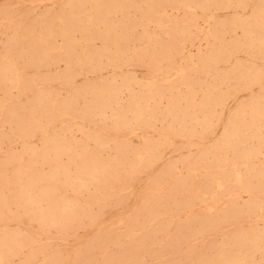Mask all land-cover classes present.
I'll list each match as a JSON object with an SVG mask.
<instances>
[{
  "label": "rangeland",
  "instance_id": "1",
  "mask_svg": "<svg viewBox=\"0 0 264 264\" xmlns=\"http://www.w3.org/2000/svg\"><path fill=\"white\" fill-rule=\"evenodd\" d=\"M92 1H94V3L95 2L96 3L92 4ZM100 1H102V2H100ZM107 1L109 2V4H108ZM122 1L123 0H119V1L106 0V2L104 0H91V1L90 0L89 1L88 0H81V1L76 0V2L74 1L75 2L74 3L73 0L72 1L71 0H44V1L43 0H0V22H1L0 23V55H1V57H0V60H1V62H0L1 63L0 70L2 69V71H0V76L2 78V79L0 78V102H1L0 108L1 107H3V108H5V107L6 108H11L12 105H13V111L14 110L17 111V114H19L18 115L19 118L22 119L21 120L22 124L24 123V126L22 125L23 128L16 129L14 121L9 120L8 118H7V121H6V118L4 116H2L5 113V109H3L4 111L3 110L0 111V123H2V124L4 123L3 125L0 124V130L3 131V133H4L3 134L0 131V138H1L0 139V159H1V161H0V170H1V172L0 173L2 174V176L4 178V180L2 182L0 181V192H1L0 193V206H1L0 207V210H1L0 214L2 215V216L0 215L1 216L0 217V231L3 232V233L0 232V236H1V240H0V246H1L0 247V264H8V263L9 264H66V263L67 264H70V263L74 264L76 259L79 262L78 263L76 261V263H78V264H96V263L97 264H157L158 262H159L158 264H164V263L165 264H191V263L192 264H204V263L205 264H227V263L228 264H252V263L253 264H264V260H263L264 259V247H263L264 246L263 245L264 244V226H263L264 225V186L262 184V183H264V180H263L264 179V175H263L264 174V145H263L264 144V138H263V136H264V134H263L264 133V128L261 127L260 125H257V127L255 125H253L256 128L251 126L250 125V121H251L250 118L251 117L249 118L250 112H251L250 104H252L253 102L254 103L257 102L256 98H258V103H260L259 105L264 104L263 103L264 102V99H263L264 98V90H263L264 89V86H263L264 85V59H263L264 58L263 57V55H264V42H263L264 39H262V38H264V30L262 28V26H264V0H260L259 4H258L259 0H253V1L252 0H245V1L240 0L241 1L240 3L238 2L239 0H230V1L229 0H223V1L222 0H208L206 2H203V0H201V2L199 0H193V2H192V0H187L188 2H190L193 5L191 8H187V7L183 6L182 5V1L183 0H174L175 2L171 1L170 4H169L170 0H168V2H167V0H161L160 5L159 4H158L159 6L156 5L157 7L154 6V3H153L156 0H153V2H151L152 0H149L148 2L146 0H135V1L134 0H129V2L132 1V4L130 3L131 5H133L132 7H131V5H129L128 0H124V3ZM162 1H163L164 5H163ZM210 1H212V4H211ZM214 1H215L216 4L218 2H220L221 4L220 5L217 4V7H215L216 4L214 3V5H213ZM119 2L122 4V5L120 4L121 5L120 7H119ZM135 2H136V4H135ZM199 2L200 3L203 2V5L205 6L206 10L203 9V5L202 4L200 5ZM223 2H224V4H223ZM78 3H79V5L77 6ZM80 3H81V5H80ZM176 3H177V5H176ZM225 3H226V5H225ZM244 3H245V6H244ZM63 4H65L66 6L69 5L68 8H66V6L64 7ZM134 4H135V6H134ZM179 4H181V5H179ZM84 5H86V7ZM98 5H99V7H98ZM206 5H207L208 8L206 7ZM208 5H210V6H208ZM82 6L85 7V8L83 9ZM170 6H172V7H170ZM235 6H237V7L235 8ZM251 6H252V8H251ZM112 7H114V8H112ZM145 7L146 8L150 7V8L146 9ZM155 7L158 10H156ZM244 7H246V8L244 9ZM61 8H63V9H61ZM78 8L79 9L82 8V10H78ZM93 8L95 10V13H97V11H100L101 15H100V12H99V14H93L94 13ZM142 8H143L144 12H142ZM153 8L155 9V11H154ZM253 8H254V11H253ZM65 9H67V10L70 9V10H72V12H70V10L67 11ZM105 9H106V11H105L106 13L104 11L102 13V10H105ZM137 9H138V11H137ZM145 9L148 12L145 11ZM188 9H189V11L190 10H192V11L188 13ZM207 9H209L210 11L209 10L207 11ZM242 9H244V10H242ZM74 10H77V12L74 11ZM111 10H112V12H111ZM149 10H150V12H149ZM171 10H172V15H170L171 14ZM193 10H194L195 14L192 13ZM260 10L262 11V13H261ZM59 11H60V13H59ZM78 11H80V12H78ZM82 11H84L85 13L83 14ZM119 11H121V12H119ZM125 11L128 14H126V13L124 15L121 14L122 12H125ZM90 12H91V14H90ZM133 12H134V14H133ZM145 12H147V13L145 14ZM253 12H254V17H253ZM69 13L70 14L72 13V20L74 19V22L71 21V15H69ZM191 13L194 14L193 17L191 16ZM62 14H64V15H62ZM65 14H68L69 18ZM92 14H93V17H92ZM102 14L104 16L105 15L107 16L108 14L109 15L107 17H104ZM201 14H202V16H201ZM76 15H77V17H76ZM87 15H88V17H87ZM98 15H100V16H98ZM119 15H121V16H119ZM127 15L130 16V18L127 19V17H126ZM183 15H185V16H183ZM96 16H97V18H96ZM164 16L167 17V21H166V17H164ZM207 16H208V19H207ZM255 16L257 17L256 21H255V18H256ZM258 16L261 18V20H260V18ZM40 17H41V19H40ZM74 17L79 19L78 23H76L77 21H76V18H74ZM141 17H143V18H141ZM181 17L183 19H181ZM184 17L187 19V21L184 20ZM215 17H217V19ZM238 17H240V18H238ZM244 17H246V18H244ZM55 18H56V20H55ZM81 18H84V20L81 19ZM114 18H117V20L114 19ZM133 18L136 19L135 23L133 22V20H134ZM12 19H13L14 22L16 20V22L14 23L12 21ZM44 19L47 21V23H46V21ZM59 19H61L62 22H67L68 23V22L71 21V23L76 24V26L74 27L76 29H74V31H73V27L71 29L72 30L71 31L72 35L70 33V36L66 37L65 35H61L60 33H58L59 30H63L64 29V27L59 26L60 25V20ZM63 19H64V21H63ZM98 19H100V21H102V22L100 23V21ZM106 19H109V20H106ZM164 19H165L166 22L163 21ZM212 19H214L213 20L214 22L212 21ZM218 19H219V21H218ZM242 19H244L245 21L243 20V22H242ZM91 20H92V22H91ZM249 20H251V21H249ZM257 20H260V22H258ZM262 20H263V25H262ZM18 21H20V23ZM80 21H83V25L86 24V25H84V26H86V28L89 25L88 29H90V31H91L90 35L87 34V33H89V30L86 29L82 25V22L80 23ZM107 21H109L108 26L114 25V28H115V25H116L118 27L117 31H116V28H115V31H116L115 34H117V35L120 34V32H118V31L122 30V33L124 31V32H127L131 36V37L129 36V39L126 40L127 42L126 41L125 42H121V40H119L118 43H116L117 46H119V45L121 46L122 45L121 46V48H122V52L121 53L122 54L120 53V55H121V57H123V59L121 57L118 58V59L116 58L115 64H114V62L106 61L107 57L105 55H104V57L101 56V62H96L95 60H93L91 64L89 62H82V63L80 62V64H79V62L77 63V62H73V61H71L72 63L71 62H63V60H61L60 62H59V60L58 61H56V60L54 61L53 60L54 62H52V61L50 62L48 60H44V62H35V63L34 62H28V60L30 58V54H31L30 45H32V40H31V37H29V36L36 35L35 31H37V37L35 39V41H36L35 47L38 44V46L39 45H42L43 47L45 46V49H46V47H47V49H50L51 45L55 46L54 48L61 47V45H62V48H66L67 49V50L61 49L62 53H63L62 57H64V51H67L69 53L71 52L70 54H73V55L76 53V56H80V55L83 54V51L85 53L87 51L88 52L89 51L92 52V50H93V52H95L96 50L98 51L100 46H101V48L99 50H102L106 45L109 46L108 45L109 44V40L111 41V40H113L115 38L114 34H112L113 32L109 36L110 39H108V40H104L100 36V33L102 35L104 25L106 26L107 23H108ZM110 21H111V23H110ZM112 21H113V23H112ZM127 21L130 22V23H127ZM191 21H193V23ZM228 21H230V23ZM232 21H233V23H232ZM94 22L95 23H99V25H98L99 30L96 27L97 25H94L97 29H95L94 26L93 27L91 26V23H94ZM118 22L121 23V24L119 25ZM155 22H157V24ZM159 22L161 23L160 25H159ZM172 22L174 24H172ZM212 22H213V24H212ZM215 22L216 23L220 22V24H216ZM222 22H227V24L224 25V23H222ZM238 22L239 23L242 22V24L239 25ZM245 22H246V24L248 23L249 26H248V24L243 26L245 24ZM49 23L50 24L53 23V24L50 25ZM54 23L57 24V25L55 24L57 26V28L54 25ZM136 23H138V25ZM234 23H235V26H234ZM14 24H15V26H14ZM42 24L44 26H49L50 30H52L53 32L54 31L57 32V33L55 32L56 34H55V36H53L55 39L54 38L51 39V41L54 42V43H52L51 41L45 43L44 42V38H42L44 35H41L39 37L38 34H39V31L43 27ZM145 24H146V26H145ZM167 24H169V26ZM176 24H177V26H176ZM192 24H194V25H192ZM10 25H11V27H10ZM122 25H123V27H122ZM184 25H186L185 26L186 28L184 27ZM188 25H189V27L187 28ZM223 25H224V27H223ZM255 25H257V26H255ZM12 26H13V28H12ZM39 26H40L41 29H39ZM172 26H174V27H172ZM211 26H213L214 30H211V29H213ZM230 26H231V29H232V33H230L231 32V29H229ZM236 26H237V29H236ZM18 27H19V29H18ZM222 27H223L224 31H222L223 30ZM77 28H78V30L79 29L80 30L78 31ZM120 28H121V30H120ZM190 28L192 30V34L189 33L190 31L188 32V30H190ZM206 28H208V29L206 30ZM238 28H240V29H238ZM31 29H32V32H31ZM33 29H35V30H33ZM93 29H95V30H93ZM101 29H102V31H100ZM158 29H159V31H158ZM167 29H168V31H167ZM172 29L173 30L175 29L174 30L175 32L173 31V33L176 34V35L175 36L172 35V38H171V34H173V33H171ZM185 29H187V31ZM243 29L245 31L244 34H243ZM15 30H17V31H15ZM97 30H98V32L94 33V31H97ZM216 30L217 31L219 30L217 35H216V32H217ZM143 31L145 32V34H144ZM148 31H149V35L151 34L150 36L148 35ZM163 31H164V33H163ZM80 32H81V34H80ZM169 32H170V34H169ZM187 32L189 33V35H188ZM222 32H224V33L221 34ZM226 32H227V34H226ZM259 32L261 33L262 36H260ZM10 33H12V34H10ZM85 33L88 36L86 35V37H85ZM135 33H136V35H135ZM209 33H210V35H209ZM246 33L247 34L249 33L248 36H247ZM212 34H214V36ZM233 34H235V36ZM58 35L61 36V37H58ZM97 35L100 36L101 38L100 37L98 38ZM138 35H142L143 38L140 37V36L138 37ZM152 35H154V36H152ZM182 35H184L185 37L184 36L182 37ZM222 35H223V38L221 37ZM244 35L247 36V37L244 38ZM189 36H191V38ZM202 36H203V38H202ZM207 36H209V38ZM249 36H251V37H249ZM44 37H46V36H44ZM156 37L158 39H156ZM178 37H179V39H178ZM181 37L183 39L186 38L188 40L186 41V39H185L186 42L184 40L181 41ZM219 37H221V38H219ZM238 37L240 39H238ZM23 38H24V40H22ZM26 38H27V40H26ZM161 38L164 40V43H163V40H161ZM233 38H237L236 39L237 40V44H236V40L233 39ZM253 38H254V40H253ZM66 39H68V41H66ZM100 39H102V40H100ZM170 39H171V41H170ZM172 39H173V41H172ZM191 39L192 40L194 39V40L192 41ZM219 39H220V41H219ZM224 39H226V40L228 39V40L226 41ZM249 39H251V41ZM71 40H72V42H71ZM132 40H134V41H132ZM160 40H161V43H162V47H161V44H160ZM211 40H212V45H211ZM242 40H244L243 43H242ZM258 40H260L261 42L260 41L258 42ZM14 41H15V43H14ZM29 41H31V44L28 43ZM39 41H41L42 43L39 42ZM77 41L80 42V43H78ZM128 41L129 42L132 41V42H130V44H129ZM142 41H143V43H142ZM218 41H219V43H218ZM224 41H226V42H224ZM233 41H235V42H233ZM145 42H146L147 46H146ZM175 42L177 43V45H176ZM20 43H22V44H20ZM49 43H50V45H49ZM55 43H57V45ZM58 43H59L60 46H58ZM112 43L113 42L111 41L110 49L113 52V49L115 48L116 45H115V43H113V45H112ZM171 43H172V45H171ZM238 43H239V45H238ZM259 43L260 44L262 43V45L260 46ZM11 44L14 47H12ZM19 44H20L21 48H20ZM75 44L77 46L76 48L74 47ZM155 44H157V45H155ZM213 44H214L215 47L213 46ZM221 44H223L224 46L220 47ZM225 44H227V45H225ZM231 44H232V46H231ZM235 44L237 45L238 48L236 47ZM128 45H129V47H127ZM138 45H139L140 49H139ZM168 45H169V47H168ZM180 45L182 46L181 48H184L183 50H184V54L186 55V57L181 56V54L179 52V49H178V48H180ZM218 45H219V47H218ZM25 46H27V47L25 48ZM48 46H49V48H48ZM66 46H69V48L66 47ZM71 46H73V48L75 50L73 48L71 49ZM83 46H84V48H83ZM141 46L143 47L142 50H141V48H142ZM164 46H165V48H164ZM172 46L174 47V51H173V47ZM256 46H257V48H256ZM23 47L26 50H24ZM85 47H86V49H85ZM239 47H240V49H239ZM11 48L13 50H15V51H12ZM123 48L127 52H125ZM181 48H180V50H181ZM213 48H215V50H214L215 52L214 53L221 52L222 55H221V59L216 58L217 62H215L216 60L214 62L212 61V64L214 63L215 65L214 64L210 65L211 58L208 59V56H209V52H212ZM68 49H70V50H68ZM133 49H135V51ZM216 49H218V50H216ZM224 49H225V52L223 53ZM18 50H20L19 53H18ZM22 50L24 52H22ZM79 50H81V51L79 52ZM139 50H141V52ZM156 50H157V52H155ZM175 50H177V51H175ZM227 50H229V52H226ZM230 50H231V54H230ZM55 51H56L55 49H50L51 55ZM130 51H132V52H130ZM142 51L143 52L145 51L144 52L145 55H143L144 53ZM164 51H166V52H164ZM8 52H9V54H8ZM25 52H26V54H25ZM202 52H203V54H202ZM56 53H61V51L59 50ZM137 53H141V55L137 54ZM177 53H179L180 55L177 54ZM251 53H252V55H251ZM7 54L12 59H9L7 57ZM173 54H175V55H173ZM176 54H177V56H176ZM189 54H190V56L193 59L192 61H188L187 57L189 56ZM195 54H196L197 58H196ZM11 55H13V56H11ZM54 55H55V53H54ZM130 55H131V58H129ZM247 55L249 57H247ZM16 56L18 57V59H17ZM136 56H137V58H136ZM138 56H140V57H138ZM144 56H145V58H144ZM171 56L175 60L174 62H173V59L171 58ZM199 56H201L203 58H207V62L206 63L203 62L204 67L206 66L204 68V70H202L203 69V65L200 64L201 62L196 61V60H198ZM228 56H229V58H231L230 61L228 60ZM26 57H28V59L24 60ZM147 57H149V58H147ZM154 57H155V59L157 57V59L156 60L153 59ZM158 57H159V60H158ZM167 57H168V59H167ZM217 57H219V55ZM135 58H136L137 61L135 60ZM140 58H141V60H140ZM15 59L17 60L16 62H15ZM124 59H126V62H124V64L125 63L126 64L122 65V61H125ZM10 60L12 62H10V63L7 62V61H10ZM117 60L119 62H121V63L117 62ZM146 60L148 61V63L151 64L150 66L147 65V61ZM170 60H171V62H169ZM2 61H4V63L6 62L8 64H6V63L4 64ZM104 61H105V64L103 63ZM165 61H167L169 64L166 63ZM185 61L188 62V63L186 64ZM26 62L28 64H25V66L23 67L24 63H26ZM46 62H47V64H46ZM109 62H110V64H109ZM233 62H235V63H233ZM33 63H34V65H32ZM66 63H68V64H66ZM69 63H71V64H69ZM87 63H89V64H87ZM128 63H130V65H128ZM153 63H155L157 65V67H159L161 65V68H159V70H158L156 65L154 64L155 65L154 66ZM100 64H102V65H100ZM173 64H174V67H173ZM207 64H209L208 65L209 67H207ZM233 64H234V67H233ZM41 65H42V67L39 68V66H41ZM81 65H83V66H81ZM90 65H92V66H90ZM118 65H119V68H118ZM223 65H225V66H223ZM258 65H259V67H258ZM21 66H22V69L20 68ZM147 66H149L150 68L147 67ZM151 66L156 67L155 70ZM171 66L173 68H171ZM184 66H185V68H184ZM262 66H263V68H262ZM70 67H71V69H70ZM77 67H78L79 71L75 70V69H77ZM188 67H190V68H188ZM191 67H193L194 70H192L193 68L191 69ZM196 67L197 68L200 67V70L197 69ZM210 67L213 68V69H211ZM219 67L220 68L222 67V69L224 71H221L222 69H220ZM67 68L69 69L68 70L69 72L67 71ZM168 68H171V70L168 69ZM227 68H229V69H227ZM238 68L243 73V74L241 73L242 75H240V71H239ZM256 68H258V69H256ZM120 69L122 70V74L126 73L124 75V78H123V75L121 73H119V72H121ZM156 69L158 71H156ZM173 69L175 71H173ZM186 69H188V70H186ZM7 70H8V72H7ZM21 70H23V71L21 72ZM24 70H25V72H24ZM91 70H93V71H91ZM168 70H170V71H168ZM197 70H198V73H197ZM248 70H249V73H248ZM12 71L15 72L16 74L14 73L15 74L14 75ZM73 71H74V74H73ZM259 71H261V75H260ZM27 72L29 74H31V75L28 74L29 77H31V78H28V75L26 74ZM57 72L59 74L61 72V74L57 75L58 74ZM75 72H76V74H75ZM166 72H167V74H166ZM216 72H217L218 76L215 77V75H217V74H215ZM224 72H225V75H224ZM250 72H251V74H250ZM9 73L11 74V76L9 75V78H8V74ZM37 73H38V76H37ZM51 73H52V76H51ZM114 73H115V75H114ZM256 73H259V74L257 75ZM25 74H26V76H25ZM44 74L47 77H45ZM63 74H65V75H63ZM66 74H68V75H66ZM118 74H119V76H118ZM207 74H208V76H207ZM245 74H247V77H245ZM2 75L6 76L5 80H4V77ZM130 75H131V77H130ZM181 75L184 76L183 78H184V81L186 82V84L180 82L181 80L178 79V77L181 76ZM186 75H187V77H186ZM188 75L189 76L191 75L192 77H189ZM220 75H221V77H220ZM12 76L15 77V78H13ZM63 76L66 78V80H65V78ZM100 76H102V77H100ZM248 76L251 77V78L249 79ZM256 76H260V77L257 78ZM22 77H24V79L25 78L26 79L23 80ZM54 77H55V80H54ZM60 77H61V79H60ZM62 77H63V80H62ZM98 77H100V78H98ZM132 77H133V80H132ZM174 77H175V80H174L175 82H173V78ZM196 77L198 78V80H197ZM244 77H245L246 80L244 79ZM32 78H34V79H32ZM126 78H129V81ZM187 78H188L189 81L187 80ZM213 78H214V81H213ZM223 78H224V80H223ZM233 78L235 80H233ZM254 78H255V81L253 82V84L252 83L250 84V80L252 81V79H254ZM51 79H53V80H51ZM101 79H102V81H101ZM112 79L114 80V82H111ZM121 79H122V81H120ZM171 79H172V81H171ZM202 79H203V81H202ZM259 79H261V80H259ZM105 80L107 81V83H106ZM13 81H15V82H13ZM53 81H57L58 83L57 82H53ZM71 81H73V82H71ZM195 81H196L197 84L195 83ZM212 81L214 82V85H213V83L211 84ZM220 81H221V84L219 83ZM238 81H239V83H238ZM246 81H247V83H246ZM4 82H7V83H4ZM23 82H24V86L22 87ZM48 82H50V83H48ZM165 82H167V83H165ZM203 82H205V84ZM206 82H207V84H206ZM232 82H234V83H232ZM36 83H37V85H36ZM39 83L41 85H39ZM101 83L105 87H103L102 85H98V84H101ZM123 83H124V85L126 83V87L122 85ZM140 83H141L142 86L140 85ZM142 83H144V85ZM177 83H179V84H177ZM69 84H71V85H69ZM138 84H139L140 87L138 86ZM169 84H172L173 86L174 85L175 86L173 88L169 89V87L167 86ZM187 84L191 85L194 88L193 89V94L195 93V91H197L195 93V95H193V102H192L193 107H190L191 105H189V103H187L185 100L182 99V100H180L178 102L182 106L184 105V107H181V105L178 102L177 103H178V107L180 109L185 108V109H183L184 111L176 110V111H178L177 113H179V114L176 113L177 116H175V117L173 116V114L175 115L176 111L174 113H172V115L166 113V110H167L168 106H170V102L172 103L171 99L172 100L174 99L173 97H174L175 94H177V96H183V95L185 96L187 94V86H186ZM193 84H194V86H193ZM208 84H211V85H208ZM232 84H234V85H232ZM238 84H240L241 87ZM4 85H5L6 88L3 87ZM43 85L44 86L47 85V86H45V88H46L45 90H44ZM95 85L97 86V89H96ZM110 85L111 86L114 85L115 88H119L120 91H121V92L119 91L120 94L118 93V99L119 100H118V103H116L117 105L115 103L111 102V99L109 97L108 90H109ZM127 85H129V86H127ZM199 85L202 88V92L204 91L203 92L204 94H205L206 91H208V92L210 91L209 95H210V97H212V99L215 96H217V95H215L216 92H217L218 95H219V93H221L220 95L225 96L224 101L225 100L226 101L225 102L221 101V103H220V104L224 105V108H221V105H217V107H215V105L213 103H211L210 105L209 104L206 105V107H205V105L203 106V104L201 105V103L203 101V98L201 99V97H202V95L204 97V94L200 91L201 88L199 87ZM205 85H206V87H205ZM212 85H213V88L215 90L212 89ZM244 85L247 88L246 90L244 89L245 88ZM54 86H57V87H54ZM82 86H83L84 91L82 89ZM85 86H86L87 89H85ZM178 86H179V88H178ZM208 86H209V88H208ZM28 87L30 89L33 87L32 91ZM40 87L43 88V89H41ZM77 87H79L78 91L76 90ZM101 87H102V92H101ZM149 87H152V88L154 87L157 90L160 88L161 96H158V95H154L153 97L148 96L149 92L147 93V88H149ZM234 87H235V89H234ZM4 88H5V90H3ZM22 88H25V89H22ZM50 88H52L55 92H57L56 94H58V96H56L55 92L52 91ZM56 88L59 91H56L57 90ZM62 88H64V89H62ZM93 88L95 89V92H94ZM123 88H124V90H123ZM198 88H200V89H198ZM220 88H221V90H220ZM227 88H228V90H226ZM1 89L3 90V92L1 91ZM79 89H82V91L79 90ZM165 89H169L171 94H170L169 91L166 92ZM204 89H206V90H204ZM229 89H231L230 91L232 93L231 92L229 93ZM236 89H237L238 92L236 91ZM67 90H68V93H66ZM88 90H89V93L91 94V96H90V94H88ZM103 90H105L107 92H105ZM137 90H138V92H141V94L143 93L142 94V98H141V94L138 93ZM185 90H186V92H185ZM5 91H6V93H5ZM80 91H81V93H80ZM71 92H73V93H71ZM100 92H101V94H100ZM129 92H131V93H129ZM168 92H169V95H168ZM253 92H254V94H253ZM14 93L16 95H18V94L19 95L15 97ZM28 93H29V95H28ZM77 93H80V95L81 94L82 95L79 96V94H78V96H77L76 95ZM92 93L94 95H92ZM132 93H133V95H131ZM210 93H212V94H210ZM222 93H224V94H222ZM145 94H146V96L144 97ZM250 94L252 95L251 97H253V99L255 101L254 100L252 101V98L250 99V96H249ZM46 95L47 96L51 95V96L47 97ZM60 95L62 96L61 97L63 99L62 101L65 103L66 109H67V110L65 109V112H63V113H61L62 110L60 111V110H58L56 108H53L52 104H50L51 100H49V98L50 99H54V96H55V100H57L59 102L61 100V99H59ZM65 95H67L68 98ZM98 95H99V97H98ZM107 95H108V98L105 99V97H107ZM4 96H5V99H6L5 102H4ZM43 96H46V97H43ZM102 96H103V98H102ZM231 96H233V97H231ZM260 96H263V97H261V99H260ZM13 97H15V98H13ZM24 97H26V98H24ZM158 97H159V99H158ZM46 98L49 101H47ZM148 98H149V102H148ZM153 98L155 100H153ZM166 98H168V100ZM40 99H42V100H40ZM70 99H71V101H70ZM82 99H83V101H82ZM90 99H91V101H90ZM130 99H132L133 102ZM146 99H147V101H146L147 107L145 106V102H143ZM222 99H223V97H222ZM262 99H263V101H262ZM1 100H3V101H1ZM86 100H87L88 104H87ZM108 100H109L110 103L108 102ZM152 100L156 104H154ZM156 100L158 101V104H157ZM17 101H19V102H17ZM89 101H90V103H89ZM104 101H106V102H104ZM197 101H199V102H197ZM20 102H22V103H20ZM100 102H102V103H100ZM129 102H131V103L129 104ZM196 102L198 104H200V105L197 106ZM84 103H86V104H84ZM99 103L101 104V106H100ZM122 103L124 105H122ZM151 103H153V104H151ZM247 103L249 104V107L246 106V105H248ZM9 104L11 105V107H10ZM14 104H15V108H14ZM20 104L22 106H20ZM25 104H26L27 108H25ZM74 104H75V106H74ZM132 104H134V105H132ZM243 104H244V106H241ZM49 105H50V107H49ZM86 105H87V108H85ZM121 105H122V108H121ZM139 105H141L140 107H142V105H144V108L145 109L147 108L146 111H143V109H142L143 107L139 108ZM165 105H167V106H165ZM211 105H213L216 110L215 109L213 110L214 107L213 106L211 107ZM237 105H239L238 109H237ZM17 106H19V107H17ZM23 106H24V108H22ZM38 106H39V108H38ZM45 106H47V107L45 108ZM93 106H95V108ZM97 106L99 107V110L97 109ZM106 106H108V107H106ZM128 106L133 108L132 112L134 114L131 112V108L128 107ZM187 106H189V107L186 108ZM194 106H195V108H194ZM82 107H83V109H82ZM100 107H101V109H100ZM118 107H120V109H118ZM126 107H127V109L124 110V108H126ZM151 107L153 109H150ZM218 107H219L220 110L218 109ZM35 108H36V112L34 111ZM75 108H76V110H75ZM84 108H85V110H84ZM107 108H109V109H107ZM111 108H112V114L110 113ZM135 108L137 110H134ZM159 108H160V110H159ZM234 108H236L235 109L236 111L234 110ZM21 109H22V111H21ZM51 109H52V111H51ZM68 109H69V111H68ZM77 109H78V111H77ZM86 109H87V111H86ZM162 109H164V110H162ZM56 110H57V112H56ZM82 110H84V111H82ZM88 110H90V111H88ZM92 110L94 112H92ZM121 110H123L124 113ZM127 110H129V112H127ZM138 110H140L141 112L143 111L142 112L143 116H141L139 118L133 117V116H136ZM188 110H189V113L191 115L186 116L183 119L181 117V115L183 114V112H185L186 114H189ZM209 110H213V111H209ZM241 110H243V111H241ZM32 111H33V113H32ZM70 111L72 112V114H71ZM114 111H115V113H114ZM148 111H151V112L149 113ZM153 111H154V113H153ZM233 111H235L234 112V116H233ZM246 111H247V113H243V112H246ZM52 112H53L54 115H51ZM58 112H60V113L58 114ZM102 112L105 115H103ZM119 112L122 113V115L119 114ZM158 112L160 114L161 113L162 114L160 115V114H158ZM220 112H221V114H220ZM248 112H249V114H248ZM98 113H100V115ZM125 113H126V115H125ZM195 113H196V115H197V117L199 119L200 118L203 119L202 122H201V120H198V122H197V119L195 120V118H197V117H195ZM218 113L220 114L219 118H218ZM55 114H58V115H56V117H55ZM148 114L153 115V119L154 120H150V122H149L150 124L145 125V123H147L149 121V119H150ZM166 114H167V117H166ZM236 114H237V116H236ZM23 115L24 116L26 115L25 116L26 118H24ZM36 115H37V117H36ZM86 115H88V116H86ZM113 115H114V117H112ZM159 115L162 116V117H160ZM216 115H217V118H216ZM227 115H229V117ZM52 116H54V117H52ZM68 116H70V117H68ZM71 116H72V120H71ZM105 116L107 117V119L105 118ZM154 116H156L157 119H159V120L154 118ZM179 116H180V118H179ZM241 116H243V117H241ZM1 117H3V118L1 119ZM27 117H29V120H27L28 119ZM99 117H100V120H99ZM117 117H119V118H117ZM190 117H191V119H190ZM45 118H49V121H51V120L52 121L49 122L48 119L45 120ZM67 118H68V120H67ZM80 118H82V119L80 120ZM112 118H113V120H112ZM121 118H123L122 121L120 120ZM231 118H232V121H233L231 123L232 124L235 123L236 125L235 124L234 125H232V124L231 125H227L230 122L229 120ZM242 118H243V123L241 122ZM35 119H37V120H35ZM57 119L59 120V122H58ZM62 119H64V120H62ZM84 119L86 121H84ZM115 119L116 120L118 119V124H117ZM129 119H130V121L128 122ZM143 119L145 121L146 120L147 121L144 122ZM169 119H171V120H169ZM216 119H217V122L215 121ZM226 119H227V121H226ZM79 120H80V122H79ZM103 120H104V122L106 124L102 123ZM139 120L140 121L143 120L141 122L142 124L139 123L140 122ZM160 120H161V123H160ZM236 120H238V121H236ZM10 121H11V123H10ZM31 121H32V123L33 122H35V123H33V124L31 123L30 124ZM62 121H63V123H62ZM100 121H102V122L100 123ZM123 121H125L127 123L125 124V122H123ZM154 121H156V123H154ZM27 122L29 123V125H28ZM43 122H44V125H43ZM65 122H66V124H65ZM137 122L139 123V126L137 125ZM143 122H144V124H143ZM173 122H174V124H173ZM188 122H190V123H188ZM196 122H197V126H196ZM212 122H213V125H212ZM239 122H240V124L242 123L243 126L239 125ZM6 123H8V124H6ZM45 123L46 124L49 123V124L46 126ZM52 123H53V125H52ZM72 123H75V124H73V128L71 126ZM79 123L81 124L80 126H79ZM152 123L155 124V125H152ZM200 123H203V124L201 125ZM39 124H40V128H38ZM102 124H104V125H102ZM109 124H110V126H112L111 129H109L110 128ZM180 124H182V125H180ZM54 125H55V127H54ZM68 125H69L70 130L68 128ZM93 125H94V127H93ZM120 125L122 127H120ZM126 125H127V127H126ZM133 125H135V126H133ZM209 125H210V128H209ZM29 126H31V129H29L30 128ZM43 126H44V129H43ZM75 126H77V130L75 129L76 128ZM101 126H104V127L106 126V127L104 129L102 127V129H103L102 130L101 128H99ZM158 126L160 128H158ZM166 126H167V128H166ZM183 126L185 127V129H184ZM237 126H238V128H241V129H238V131L236 129ZM247 126H248V129H247ZM249 126H250V128H249ZM32 127L33 128L35 127V128L33 129ZM41 127H42V130H41ZM117 127H118V129H117ZM137 127H138V129H137ZM172 127H174V128H172ZM227 127H229L230 129L233 127L231 129L232 133H230L229 128L226 129ZM259 127H260V129H259ZM190 128H191V130H190ZM52 129H54V130H52ZM90 129H91V131H90ZM93 129H96V130H93ZM168 129H170V130L168 131ZM195 129H197V130H195ZM205 129H207V130L205 131ZM255 129H256V131H255ZM5 130H7V131H5ZM18 130H20L21 132L19 133ZM39 130H41V131H39ZM122 130H124V131H122ZM173 130L175 132H177V133H174ZM30 131H32V132H30ZM64 131H65V134H64ZM75 131H77V132H75ZM85 131H86V134L88 133V136L91 135L93 137L92 138H90L91 136L87 137V135L85 134ZM162 131H163V133L165 132V134H164L165 136L169 135L168 139L164 135L161 136ZM241 131H244V133H243V135L245 136L244 139H246V140L248 139V142H246V140L243 139L242 133H239ZM9 132H11V134ZM124 132H125V136H124ZM250 132H251V135H250ZM16 133H17V135H16ZM26 133H28V134L26 135ZM103 133L105 134V136H104ZM178 133H179V135L181 134L180 135L181 137L178 136ZM187 133H189V134H187ZM109 134H111V135H109ZM130 134H132V135H130ZM156 134H158V135H156ZM182 134H183V137H182ZM193 134H194V137H193ZM227 134H230V137ZM28 135H30L31 137L28 136ZM95 135H96L97 138L95 137ZM98 135L101 136L99 138V140H98ZM141 135H142V137H141ZM170 135L171 136L173 135L172 138H171ZM200 135H203V137L200 136ZM40 136H41V139H40ZM46 136H47V138H46ZM255 136H257L259 138H262V140L260 139L261 141H259V138L255 137ZM43 137H45V138H43ZM53 137H55L56 140ZM130 137H132V138H130ZM196 137H198V138H196ZM27 138H30V140L29 139L27 140ZM78 138L80 140H78ZM159 138H160V140H159ZM215 138H217V139L215 140ZM67 139H68V142H67ZM156 139H157V141H156ZM181 139L182 140L184 139L183 142H182ZM231 139L233 140V142L236 141L235 142L236 145H233L235 143H231L232 142ZM69 140H70V142H69ZM154 140H155V142H154ZM165 140L167 142H165ZM171 140H173L172 143H171ZM1 141H2V145H1ZM80 141H81V143H80ZM95 141H96V143H95ZM129 141L131 143H129ZM146 141H147V143H146ZM163 141H164V143H163ZM189 141L192 143V145H191V143H189ZM226 141H227L228 145H227V143H225ZM64 142H65V144H64ZM141 142H142V144L145 142L144 145H142ZM169 142H170V144H169ZM186 142H188L189 144L186 143ZM208 142H214L215 144L214 143L213 144H214L215 147L212 145V143L208 144ZM221 142H222L223 146H222ZM257 142H258V144H257ZM27 143L30 144L29 146L33 145L35 147H33V146L32 147H28ZM117 143H119V144H117ZM249 143H250V147H249ZM52 144L54 145V148H53ZM76 144L78 145L79 149H78ZM129 144H130L131 147H128ZM184 144H187L188 146L184 145ZM231 144H232V149H230ZM20 145L22 146V148H21ZM82 145H86L87 148H86V146H82ZM100 145L101 146L103 145V147H101V149L99 148ZM118 145H120V146H118ZM136 145H138V146H136ZM157 145L158 146L160 145V148ZM190 145H191V147H190ZM243 145H244V148L242 147ZM106 146H107V148H106ZM117 146H118L117 150L120 147L119 152L116 150ZM139 146H140V149H139ZM151 146H153V147L150 148ZM178 146H179L180 150H178ZM258 146H259V148H258ZM261 146H262V150L260 149ZM73 147H74V149H73ZM104 147H105V149L103 150ZM126 147H128V149ZM173 147L176 150H178V151H174L175 149ZM181 147H183V148L181 149ZM225 147H226V149L229 147V149L227 151L228 153L226 152ZM23 148L25 149L24 151H23ZM81 148L84 150V152H83V150ZM97 148H98V150H97ZM148 148H150V149H148ZM156 148L159 149V150H157ZM207 148L209 149V152L207 151L208 150ZM240 148L243 149V150H248L247 148H251V149L253 148L254 152L249 154L248 156H244V157H242V155L241 156H237L238 155L237 152L240 151ZM32 149H33L34 153L32 152ZM75 149H76V151H74ZM85 149H86V151H85ZM124 149L127 150V151H125ZM143 149L146 151L145 153H144ZM210 149H211V151H210ZM214 149H215V152H214ZM224 149H225V151H224ZM257 149H258L259 152L257 151ZM21 150H22V153H21ZM26 150H27V152H26ZM40 150H41V152H40ZM63 150H65V152H64L65 155H63ZM72 150L74 152H72V154H71ZM137 150H139L138 153H137ZM203 150H205L204 153H203ZM253 150H251V151H253ZM189 151L191 153L195 152V154H191V153H189ZM197 151L199 153L201 151V155L204 156V158L202 160L200 159L201 156L199 157L200 154H198ZM76 152L78 154H75ZM85 152H86V154H85ZM139 152L141 153L140 156H139ZM152 152H153V156H152ZM210 152L213 153V156H211L212 154H210ZM60 153L62 154L61 155L62 157L60 156ZM87 153H88V155H87ZM109 153H110V158H109ZM120 153L122 154V156H121ZM162 153H163V157L161 156ZM223 153L224 154L226 153L225 159L221 158V160H220L219 158L223 155ZM233 153L236 154V155L234 156ZM84 154H85V156H84ZM89 154H92V155L89 156ZM107 154H108V156H107ZM114 154L117 155V157ZM123 154L124 155L127 154L126 155V162H125V156ZM186 154H188V155H186ZM16 155H18V156L16 157ZM29 155L31 156L30 158H29ZM137 155L139 156V158L141 160L138 158ZM185 155H186V157H185ZM205 155H206V158H205ZM214 155H215V157H214ZM217 155H218V157H217ZM255 155H256V157H255ZM34 156H35V159H34ZM37 156H38V159H37ZM58 156H60L61 158H59ZM78 156H79V158H78ZM149 156L150 157L152 156V157L149 159ZM154 156L157 157V158L155 157L156 161H155ZM26 157H28V162L26 161L27 160ZM107 157H108V160L110 162L109 161L107 162ZM118 157H120V158H118ZM196 157H198V158H196ZM211 157H212V159H211ZM223 157H224V155H223ZM228 157H230V159ZM45 158H46V160H45ZM115 158H116V161H115ZM131 158H133V162L131 161ZM216 158H217V160L219 159L220 161H223V164H221L222 162H220L219 160L217 161ZM231 158H232V160H234V159L235 160L231 161ZM39 159H40V161H39ZM143 159L145 160V162H148V163H144L143 164L142 163V162H144ZM148 159L150 160V162H149ZM188 159H189V161H188ZM196 159L197 160L200 159L199 160L200 162H197ZM247 159L248 160L250 159V160L248 161ZM117 160H119V161L117 162ZM181 160H182V162H181ZM203 160H204V162H203ZM210 160H212L211 161L212 163L210 162ZM228 160L230 162H228ZM46 161H48L49 163L46 162ZM90 161L92 162L91 164H90ZM120 161L121 162L123 161V163L120 164ZM207 161H208V163H207ZM67 162H68L69 166H66V165H68V164H66ZM80 162H81V164H80ZM165 162H166V164H165ZM167 162H168L169 165L167 164ZM226 162H228V163H227V166L224 168V166L226 165ZM28 163H30V164L28 165ZM47 163L49 164V166H48ZM74 163H76V164H74ZM136 163H137V165H136ZM140 163H142V164H140ZM31 164H33V165L31 166ZM94 164L96 165V167L94 166ZM105 164H106L107 167L105 166ZM16 165L17 166L22 165V166L17 167ZM27 165L29 167H27ZM173 165H174V167H173ZM185 165L188 166L187 173H186V166ZM211 165H212L213 168L211 167ZM229 165H230V167H229ZM38 166H39V168H38ZM52 166H53V168H52ZM56 166H57V168H56ZM167 166H168V169L166 170L167 171L166 172L165 169L167 168ZM180 166H181L182 169L180 168ZM203 166L205 168L208 167L209 173H208V169L207 170L204 169ZM248 166H250V167H248ZM256 166H258V167H256ZM112 167H114V168H112ZM141 167H144V168H141ZM159 167H160V169H159ZM170 167L172 169H170ZM54 168L56 170H59V171H56ZM119 168H121V171H119L120 170ZM174 168L177 169V170H175ZM232 168H234V169L232 170ZM249 168H250V170H249ZM47 169L48 170H52L54 172L53 173L52 171H50L52 177L50 176V172ZM73 169H75V170H73ZM87 169H88V171H87ZM94 169H97V170H94ZM109 169H110V171L112 169L111 175H110ZM145 169H147L148 171L144 172ZM190 169H191V171H190ZM196 169H197L198 172L195 171ZM245 169L247 170L246 172H245ZM10 170H11L12 174L10 173ZM41 170H43L45 173L43 171L41 172ZM132 170H133V172H132ZM135 170L139 171V172L134 173ZM160 170H162V172ZM170 170H171V172H170ZM222 170L223 171L225 170L226 173H227V170H228V173H229V174L227 173L228 176ZM28 171H29V173H28ZM34 171H35V173H34ZM174 171H176V174H175ZM194 171L197 173V175H196V173ZM216 171H217V173H216ZM232 171H234L233 174H232ZM125 172H127V176L125 175L126 174ZM129 172H130V174H129ZM242 172H243V176H244V174H245V176L248 175V183H249V186H250L248 189H244V190H243V188L240 190L241 187H237L236 186L235 179H234V175L236 173L242 175L241 174ZM32 173H34V174H32ZM48 173H49V175H48ZM61 173H62V175H61ZM97 173H98V175H97ZM101 173H102V176L100 178L99 174L101 175ZM105 173H106V175H105ZM157 173H158V175H157ZM165 173H167V176L165 175ZM207 173L209 174L208 176H207ZM212 173L214 174V177L211 179V176H213ZM218 173H219V176H217ZM220 173H222L224 175V177ZM18 174H19V176H18ZM44 174H46L47 176L44 175ZM108 174H109V176H108ZM168 174H169V176H168ZM198 174H199V176H198ZM176 175H178V179H177ZM195 175H196V178H195ZM200 175L201 176L203 175V176L201 177ZM229 175H231V176L229 177ZM10 176L12 177V180L13 179L15 180V182L14 181H8V180H11ZM33 176L37 177V179H35V178L33 179ZM48 176H50V178H48ZM58 176L60 177V179L57 181V178H59ZM63 176L66 177L67 181H65L66 179H63L64 178ZM133 176H134V179H133ZM156 176H157V178H156ZM173 176H174L175 180H174ZM215 176L217 178H215ZM15 177H17L19 180L17 178L15 179ZM45 177H46V179H45ZM77 177L80 178V180H78ZM90 177H92V178H90ZM98 177L100 178V180H98L99 179ZM104 177H106V178L108 177V178L106 179ZM120 177H121V179H120ZM153 177H154L155 180L153 179ZM232 177H233L234 180H232ZM250 177H251V180H250ZM259 177H260V179H259ZM25 178L29 181L30 186L28 184V181L25 180ZM52 178H54V179H52ZM72 178H73V180H72ZM85 178L87 180H84ZM129 178H130V180H129ZM228 178H230V179H228ZM223 179L226 180V181L227 180H230V181H228V183H227ZM255 179H256V181H255ZM51 180H52V182H51ZM158 180H159V182H158ZM162 180H163V182H162ZM168 180H169V182H168ZM171 180H174V182L171 181ZM179 180H180V182H179ZM214 180H215V182H214ZM122 181H123L124 186H123V184H121ZM33 182H34V184H33ZM69 182H71L72 185L73 184L74 185L72 186L71 183L69 185L68 184ZM73 182H75V183H73ZM79 182H81V183H79ZM87 182H89L90 184L87 183ZM154 182H156L157 184L154 183ZM171 182H173V183H171ZM213 182H214V184H213ZM230 182H231V185L229 184ZM77 183L80 186L77 185ZM177 183H178V185H177ZM195 183H197V184H195ZM255 183L257 184V187H259V189L256 188V185L253 186ZM5 184H7L6 187H5ZM15 184L16 185L23 184L25 186L27 185L26 186L27 187L26 191L29 194L33 195V196H35V195L39 196L40 187L42 185H44V186L49 185L50 188H51L50 192L52 194H48V195H49V199L50 198L51 199L54 198L53 201H55V203H56V205H55L56 206L55 207L56 208L55 216H56V220L57 221H55L54 219L51 220L50 218H49V221H48V218L47 219L43 218V220H44V222H43L42 218H32L33 214H30V213H28V214L24 213L23 214V210L24 211L28 210L29 209V207H28L29 205L27 204V206H25L26 204H24V202L22 201L23 199L22 200L20 199V202L13 200V199H15L14 198L15 191H14V187L12 185L15 186ZM54 184H56V185H54ZM59 184H60V186H59ZM62 184H63V186L65 184V188H62L63 187ZM85 184H87L86 185L87 187L85 186ZM97 184H100L102 186L103 192H102V189H100L101 188L100 185H97ZM151 184L152 185L155 184V185H153V187H152ZM159 184H161L162 187H160ZM227 184H228V186H227ZM233 184L236 187L232 186ZM32 185H33V187H32ZM34 185H35V188H34ZM81 185H82V188H81ZM129 185H131V186H129ZM176 185H177V187H176ZM195 185H196V187H195ZM198 185H199V187H198ZM229 185H230V189H229ZM224 186H226V187H224ZM77 187H78V189H77ZM150 187H152V188H150ZM232 187H233V189H232ZM262 187H263V189H262ZM36 188H38L39 191ZM83 188H84V190H83ZM85 188H87V190H89V191H86ZM149 188H150L151 191L149 190ZM213 188H214V191H213ZM225 188H226V191H225ZM227 188H228V190H227ZM145 189H147V190L145 191ZM167 189H168V192H166ZM197 189H198V191L200 193L197 191ZM207 189H209V190H207ZM234 189L238 190V191H235ZM93 190H94V192H93ZM148 190H149V194H148ZM153 190H155V191H153ZM177 190H178V193H177ZM187 190H188V193H187ZM26 191H25V193H27ZM77 191H78V193H77ZM97 191L100 192V194ZM156 191H157V193H156ZM158 191H159V193H158ZM181 191H182V194H181ZM185 191H186L187 194L185 193ZM211 191H212V193L215 192L216 195L218 194L217 198H216V195L214 193L213 194L211 193ZM228 191H229V194L227 193ZM249 191L252 192V194ZM34 192H35V194H34ZM125 192H126V194H124ZM189 192L190 193L192 192V194H190ZM195 192H196V194H194ZM209 192H210L211 197L209 196ZM6 193H7V195H5ZM256 193H258V194H256ZM233 194H234V197H233ZM58 195H62V197H60ZM80 195H82V196H80ZM120 195H121V197H119ZM222 195H223V197H222ZM11 196L13 197V199H12ZM52 196H54V197L52 198ZM166 196H167V198H166ZM179 196H180V198H179ZM191 196H192V198H191ZM199 196H200V198H199ZM208 196L210 197L211 200L209 199ZM56 197H57V199H56ZM68 197H70L69 200H68ZM194 197H195L196 200H194ZM218 197H219V200H218ZM232 197H233V199H232ZM62 198H63V202H62ZM87 198H88V200L90 199L89 202H86V201H88ZM208 199L210 200V202L212 204L209 203ZM215 199L218 200V203H217V200H215ZM220 199H221V201H220ZM228 199H230V200H228ZM2 200L4 201V204L1 203V202H3ZM10 200H11V202H9ZM12 200H13V203H12ZM92 200L94 201V205H93V201ZM199 200L203 204L199 203L200 202ZM213 200L216 201V202H213ZM91 201H92V203H91ZM118 201H119V203L116 204ZM139 201H141V202H139ZM255 201H256V203H255ZM7 202H9V204ZM192 202H194V203L192 204ZM253 202H254V204H253ZM65 203L67 205V208H66ZM177 203H179L178 206H177ZM7 204H8V207H6ZM58 204H59V206H57ZM98 204H99V206H98ZM143 204H144V206H143ZM189 204L190 205L192 204L194 206L192 207V205L190 206ZM195 204H196V206H195ZM213 204L214 205L216 204V206H214ZM9 205H11V206H9ZM23 205L25 207H27V208H25ZM31 205H30V209L33 208V207L35 208V207L38 206V208L36 209L37 211L44 210V209L48 208L47 207L48 200L42 198V199H40V202L37 201L34 204L35 206L31 207ZM116 205H117V207H116ZM167 205H168V207H167ZM14 206H15V208H14ZM17 206H19V207L17 208ZM64 206H65V208H64ZM83 206H84V208H83ZM175 206H176V209H174ZM183 206H185V207H183ZM74 207H76V208H74ZM114 207H116V208H114ZM161 207H162V209H161ZM187 207H189V208L192 207V208H190V210H188L189 208L187 209ZM212 207H214V208L216 207L215 210H214V208L212 209ZM220 207H221V209H220ZM8 208H9V211H8ZM57 208H59V209H57ZM112 208H114V209H112ZM182 208H184V209H182ZM255 208H256V210H255ZM258 208H260V209H258ZM131 209H133V211ZM180 209H181V211H180ZM216 209H217V211H216ZM218 209H219V211H218ZM67 210H69V211L66 212ZM212 210L214 211V213H213ZM221 210H224L223 213H222ZM235 210H237V211L235 212ZM238 210L241 211V212H239ZM58 211H62L63 214L59 213ZM64 211L66 212L65 214H64ZM174 211H176V213H179V214L175 216ZM208 211H210V212L208 213ZM245 211H246V213H245ZM249 211H250V213H249ZM2 212H4V213H2ZM182 212H184V214ZM243 212H244V214H243ZM19 213L21 214L22 218H20V216H19L20 214ZM32 213H34V211H32ZM73 213H74V216H73ZM75 213H76V215H75ZM101 213H102V215H101ZM122 213H125V214L121 215L122 217L125 215L123 217V219L120 217V214H122ZM190 213H193V214H190ZM240 213L242 215H240ZM253 213H255L254 214L255 216L253 215ZM14 214H16L15 216H17L18 218L13 217ZM56 214L59 215L58 219H57V215ZM68 214H69V217H68ZM148 214H149L150 217L148 216ZM161 214H162V216H161ZM202 214H203V216H202ZM215 214H216V217H215ZM11 215H12L13 218L11 217ZM211 215H212V217H211ZM226 215H227V217H226ZM28 216H30V217H28ZM115 216L116 217L118 216V219ZM169 216L171 218H173V219H171ZM213 216H214V218H213ZM247 216L249 217L248 218L249 221L247 219ZM131 217H132V220H130ZM222 217L226 218V220H222L223 219ZM253 217H255V218L252 219ZM26 218H27V220L29 222L26 221ZM70 218H71V220H70ZM112 218H114V219L116 218V220H118V221H116V220L114 221V220H112ZM9 219L12 220V221H8ZM35 219L38 220V222ZM75 219H76V221H75ZM1 220H2V222H1ZM3 220H4V222H3ZM6 220H7V223H6ZM86 220H87V222H86ZM119 220H121L122 223ZM171 220H172V222H171ZM239 220H241V222ZM244 220H246V222H244ZM262 221H263V223H260ZM31 222H34V223H31ZM102 222H103V224H102ZM129 222H130V224H129ZM44 223L45 224L47 223L48 226H46V225L43 226ZM171 223H172V225H171ZM24 224L25 225L28 224V225H26V227L27 226L28 227L26 228ZM109 224H110V226H109ZM90 225H92V226H90ZM256 225L257 226L259 225V227H257ZM3 226H4V228H3ZM7 226H8V231L6 230ZM106 226H107V228L109 226V228L108 229L104 228ZM202 226H203V228H202ZM221 226H222V228H221ZM10 227H12L11 230L9 229ZM123 227H125V228H123ZM174 227H175V229H174ZM219 227H220V229H219ZM13 228H16V229H13ZM34 228L36 230H34ZM37 228H39V229H37ZM48 228H49V230H48ZM112 228H113V230H112ZM138 229H141V230H138ZM257 229L259 231H257ZM31 230H32V232H31ZM261 230H263V231H261ZM13 232L14 233L16 232V233L14 234ZM47 232H49V234ZM231 232H232V234H231ZM244 232H245V234H244ZM250 232H251V235H250ZM149 233H150V235H149ZM159 233H161V234H159ZM187 233H188V235H187ZM22 234L23 235L25 234L26 236L25 235L24 236L26 238L24 236H22ZM59 234H61V235H59ZM92 234H93V236H92ZM110 235H111V237H110ZM114 235H115V237H114ZM173 235H174V237H173ZM91 236H92V238H91ZM107 236H108V238H107ZM131 236H132V238H131ZM2 237H3V240H2ZM28 237H30L29 238V241H30L29 243H28ZM142 237H144V238H142ZM22 238H23V242H22ZM7 239L11 240L12 242L10 241V244H9V241ZM138 240H139V242H138ZM32 241H33V243H32ZM113 241H114V243H113ZM2 242H5V244L1 245ZM15 242H16V244H15ZM6 243L9 246L6 247ZM206 243H207V246H205ZM128 244H131V246L128 245ZM17 245H19V246L17 247ZM101 245H102V247H101ZM255 245H256V247H255ZM103 246H105V247H103ZM124 246H126V248L128 250H126V248ZM8 247L10 249H7ZM39 247H40V249H39ZM119 247H122V248H119ZM12 248H14L15 250L12 249ZM17 248H18V250L16 251ZM136 248H137V250H136ZM1 249H2V252H1ZM244 249L246 250V252H245ZM250 249L252 250V253H251ZM131 250H133V252H131ZM163 250H164V252H162ZM185 250H186L187 253H189V252L190 253L187 254L185 252ZM220 250H223V255L222 256H220L218 254V252ZM256 250H258V251H256ZM3 251L4 252L6 251L5 252L6 254L3 253ZM119 251H121V252H119ZM127 251H130L131 254L127 253ZM253 251L256 252V253L254 254ZM15 252L18 253V254H16ZM10 253H12V254H10ZM32 253H33V256H32ZM110 253H111V255H110ZM181 253H183V254H181ZM192 253H193V255L191 256L190 254H192ZM194 253H195V255H194ZM243 253H244V255H243ZM258 253H259V255H258ZM83 254L84 255L87 254V255L84 256ZM179 254H181V255H179ZM118 255L120 256V258L118 257ZM245 255H247V257ZM79 256H82V257H79ZM188 256H190V257H188ZM244 256H245V258H244ZM75 257H76V259H75ZM95 257H97L96 260H94ZM174 258H175V260H174ZM112 259H114V260H112ZM258 259H259V261H258ZM241 260L243 262H241ZM253 261H255V262H253Z\"/></svg>",
  "mask_w": 264,
  "mask_h": 264
},
{
  "label": "bare ground",
  "instance_id": "2",
  "mask_svg": "<svg viewBox=\"0 0 264 264\" xmlns=\"http://www.w3.org/2000/svg\"><path fill=\"white\" fill-rule=\"evenodd\" d=\"M43 1H44V0H43ZM71 1H72V0H71ZM74 1L76 2V0H73V2H74ZM78 1H81V0H78ZM88 1H89V0H88ZM90 1H91V0H90ZM104 1L106 2V0H104ZM113 1H119V0H113ZM134 1H135V0H134ZM146 1L148 2L149 0H146ZM171 1H174V0H170L169 4L171 3ZM199 1L201 2V0H199ZM206 1H208V0H203V2H206ZM222 1H223V0H222ZM229 1H230V0H229ZM243 1H245V0H243ZM252 1H253V0H252ZM75 2H74V3H75ZM100 2H102V1H100ZM107 2H108V1H107ZM122 2L124 3V0H123ZM128 2H129V0H128ZM151 2H153V0H152ZM160 2H161V0H156L155 2H153V3H154V6H156V5L159 6V5H160ZM167 2H168V0H167ZM174 2H175V1H174ZM192 2H193V0H192ZM200 2H199V3H200ZM203 2L200 3V5H201V4L203 5ZM210 2H211V4H212V1H210ZM217 2H218V1H217ZM226 2H227V1H226ZM231 2H232V1H231ZM238 2L240 3L241 1L239 0ZM259 2H260V0L258 1V4H259ZM86 3H87V2H86ZM93 3H94V1H92V4H93ZM95 3H96V2H95ZM95 3H94V4H95ZM116 3H117V2H116ZM130 3L132 4V1L129 2V5H131ZM162 3H163V1H162ZM177 3H178V2H177ZM177 3H176V5H177ZM179 3H180V2H179ZM195 3H196V2H195ZM199 3H198V4H199ZM214 3H215V1L213 2V5H214ZM82 4H83V3H82ZM104 4H105V3H104ZM106 4H107V3H106ZM108 4H109V2H108ZM112 4H113V3H112ZM120 4H121V3L119 2V7L122 5V4H121V5H120ZM135 4H136V2H135ZM135 4H134V6H135ZM146 4H147V3H146ZM158 4H159V5H158ZM174 4H175V3H174ZM204 4H205V3H204ZM207 4H208V3H207ZM215 4H216V3H215ZM217 4L220 5L221 3L218 2ZM217 4H216L215 7H217ZM223 4H224V2H223ZM228 4H229V3H228ZM235 4H236V3H235ZM52 5H53V4H52ZM63 5H64V7L66 6L65 4H63ZM72 5H73V4H72ZM78 5H79V3L77 4V6H78ZM80 5H81V3H80ZM90 5H91V4H90ZM101 5H102V4H101ZM116 5H117V4H116ZM151 5H152V4H151ZM163 5H164V3H163ZM179 5H181V4H179ZM182 5L185 6V7H187V8H191V7L193 6V5H192L190 2H188L187 0H183V1H182ZM196 5H197V4H196ZM200 5H199V6H200ZM213 5H212V6H213ZM225 5H226V3H225ZM236 5H237V4H236ZM50 6H51V5H50ZM68 6H69V5H68ZM68 6H66V8H68ZM75 6H76V5H75ZM84 6L86 7V5H84ZM94 6H95V5H94ZM110 6H111V5H110ZM123 6H124V5H123ZM132 6H133V5H131V7H132ZM147 6H148V5H147ZM157 6H156V7H157ZM208 6H210V5H208ZM212 6H211V7H212ZM221 6H222V5H221ZM237 6H238V5H237ZM237 6H235V8H236ZM244 6H245V3H244ZM82 7H83V6H82ZM85 7H83V9H84ZM98 7H99V5H98ZM114 7H115V6H114ZM114 7H112V8H114ZM124 7H125V6H124ZM124 7H123V8H124ZM129 7H130V6H129ZM129 7H128V8H129ZM131 7H130V8H131ZM140 7H141V6H140ZM156 7H155V8H156ZM167 7H168V6H167ZM170 7H172V6H170ZM196 7H197V6H196ZM201 7H202V6H201ZM206 7H207V5H206ZM213 7H214V6H213ZM215 7H214V8H215ZM256 7H257V6H256ZM76 8H77V7H76ZM76 8H75V9H76ZM133 8H134V7H133ZM143 8H144V7H143ZM143 8H142V12H144V11H143ZM145 8H146V7H145ZM148 8H150V7H147L146 9H148ZM197 8H198V7H197ZM207 8H208V7H207ZM209 8H210V7H209ZM214 8H213V9H214ZM238 8H239V7H238ZM245 8H246V7H244V9H245ZM251 8H252V6H251ZM61 9H63V8H61ZM72 9H73V8H72ZM98 9H99V8H98ZM146 9H145V11H147ZM153 9H154V8H153ZM160 9H161V8H160ZM182 9H183V8H182ZM203 9L206 10L204 5H203ZM215 9H216V8H215ZM233 9H234V8H233ZM244 9H242V10H244ZM59 10H60V9H59ZM65 10H67V9H65ZM69 10H70V9H68L67 11H69ZM78 10H82V8H81V9L78 8ZM85 10H86V9H85ZM93 10H94V8H93ZM99 10H100V9H99ZM113 10H114V9H113ZM124 10H125V9H124ZM156 10H158V9L156 8ZM169 10H170V9H169ZM174 10H175V9H174ZM201 10H202V9H201ZM204 10H203V11H204ZM208 10H209V9H207V11H208ZM211 10H212V9H211ZM220 10H221V9H220ZM74 11L77 12V10H74ZM103 11L105 12L106 9H105V10H102V13H103ZM128 11H129V10H128ZM137 11H138V9H137ZM154 11H155V9H154ZM181 11H182V10H181ZM185 11H186V10H185ZM191 11H192V10L189 11V9H188V13L191 12ZM209 11H210V10H209ZM215 11H216V10H215ZM253 11H254V8H253ZM260 11H261V10H260ZM70 12H72V10H70ZM78 12H80V11H78ZM82 12H83V14L85 13L84 11H82ZM99 12H100V11H97V13H95V10H94V13H93V14H99ZM111 12H112V10H111ZM111 12H110V13H111ZM119 12H121V11H119ZM129 12H130V11H129ZM139 12H140V11H139ZM147 12H148V11H147ZM147 12H145V14H146ZM149 12H150V10H149ZM156 12H157V11H156ZM175 12H176V11H175ZM186 12H187V11H186ZM186 12H185V13H186ZM199 12H200V11H199ZM258 12H259V11H258ZM258 12H257V13H258ZM57 13H58V12H57ZM59 13H60V11H59ZM87 13H88V12H87ZM105 13H106V12H105ZM105 13H104V14H105ZM125 13L128 14L126 11H125V12H122L121 14L124 15ZM157 13H158V12H157ZM173 13H174V12H173ZM192 13H194V10H193ZM192 13H191V16L193 17L195 13H194V14H192ZM261 13H262V11H261ZM73 14H74V13H73ZM90 14H91V12H90ZM93 14H92V17H93ZM133 14H134V12H133ZM150 14H151V13H150ZM159 14H160V13H159ZM196 14H197V13H196ZM204 14H205V13H204ZM251 14H252V13H251ZM255 14H256V13H255ZM62 15H64V14H62ZM65 15H66L67 17H68L69 15H71V21L74 22V19L72 20V13H71V14L69 13V15H68V14H65ZM100 15H101V12H100ZM100 15H98V16H100ZM102 15H103V14H102ZM108 15H109V14H108ZM108 15H107V16H108ZM164 15H165V14H164ZM170 15H172V10H171V14H170ZM189 15H190V14H189ZM260 15H261V14H260ZM53 16H54V15H53ZM53 16H52V17H53ZM78 16H79V15H78ZM90 16H91V15H90ZM90 16H89V17H90ZM103 16H104V15H103ZM107 16L105 15L104 17H107ZM119 16H121V15H119ZM133 16H134V15H133ZM158 16H159V15H158ZM183 16H185V15H183ZM186 16H187V15H186ZM191 16H190V17H191ZM201 16H202V14H201ZM208 16H209V15H208ZM208 16H207V19H208ZM214 16H215V15H214ZM76 17H77V15H76ZM76 17H74V18H76ZM87 17H88V15H87ZM126 17H127V19L130 18V16H128V15H127ZM136 17H137V16H136ZM136 17H135V18H136ZM156 17H157V16H156ZM164 17H166V16H164ZM196 17H197V16H196ZM247 17H248V16H247ZM253 17H254V12H253ZM255 17H256V16H255ZM258 17H259V16H258ZM57 18H58V17H57ZM60 18H61V17H60ZM68 18H69V17H68ZM96 18H97V16H96ZM141 18H143V17H141ZM215 18L217 19V17H215ZM215 18H214V19H215ZM238 18H240V17H238ZM244 18H246V17H244ZM259 18H260V17H259ZM40 19H41V17H40ZM81 19L84 20V18H81ZM104 19H105V18H104ZM114 19L117 20V18H114ZM133 19H134V18H133ZM133 19H132V20H133ZM181 19H183V18L181 17ZM189 19H190V18H189ZM192 19H193V18H192ZM214 19H212V21H213ZM216 19H215V20H216ZM233 19H234V18H233ZM233 19H232V20H233ZM256 19H257V17L255 18V21H256ZM44 20H45V19H44ZM44 20H43V21H44ZM48 20H49V19H48ZM55 20H56V18H55ZM59 20H60V25H59V26L64 27V29H63V30H59L58 33H60L61 35H65L66 37H69V36H70V33H71V31H72V30H71L72 27H73V31H74V29H76V28H74V27L76 26V24L71 23V21L67 23V22H62L61 19H59ZM65 20H66V19H65ZM78 20H79V19L76 18V21H77L76 23H78ZM89 20H90V19H89ZM96 20H97V19H96ZM98 20L100 21V19H98ZM106 20H109V19H106ZM112 20H113V19H112ZM135 20H136V19L133 20L134 23L136 22ZM139 20H140V19H139ZM173 20H174V19H173ZM184 20L187 21V19H186L185 17H184ZM196 20H197V19H196ZM240 20H241V19H240ZM243 20H244V19H242V22H243ZM260 20H261V18H260ZM260 20H257V21L260 22ZM12 21H13V19H12ZM45 21H46V20H45ZM63 21H64V19H63ZM68 21H69V20H68ZM128 21H129V20H128ZM128 21H127V23H130V22H128ZM163 21H165V19H164ZM166 21H167V17H166ZM166 21H165V22H166ZM188 21H189V20H188ZM218 21H219V19H218ZM225 21H226V20H225ZM244 21H245V20H244ZM249 21H251V20H249ZM4 22H5V21H4ZM13 22H14V21H13ZM15 22H16V20H15ZM15 22H14V23H15ZM18 22L20 23V21H18ZM49 22H50V21H49ZM54 22H55V21H54ZM81 22H82V25H83V21H80V23H81ZM89 22H90V21H89ZM89 22H88V23H89ZM91 22H92V20H91ZM97 22H98V21H97ZM101 22H102V21H100V23H101ZM107 22H108L107 25H106V26L104 25L102 35H101L100 32H99V33H100V36H101L104 40H108V39H110L109 36H110L111 33L113 32L112 34H114L115 38H114L113 40H111V41H112L113 43H115V45H116L115 48L113 47V48H114V49H113V52H112L111 49H110V46H111L110 43H111V41L109 40V44H108L109 46L106 45L102 50H99V49L101 48V46H100V48L98 47V48H99L98 51H97V50H96V51L94 50L95 52H93V50H92V52H91V51H89V52L87 51V52L85 53V52L83 51V50H84V49H83V50H82V51H83V54L80 55V56H76V53L74 54V55H75V56H74L73 54H70L71 52L69 53V52H67V51H64V57H62L63 53H62V50H61V49H63V50H64V49L67 50V49H66V48H62V45H61V47H56V48H54L55 46L51 45L50 49H55V50H56V51L54 52L56 56L54 55V53L52 54V55H53V56H52L51 53H50V49H47V47H46V49H45V46H44V47H43L42 45H39V46H38V44H37L38 47H37V46L35 47V43H36L35 39H36V37H37V31H35L36 35L29 36V37H31L32 45H30V47H31V50H30V51H31V54H30V58H29L28 62H34V63H35V62H44V60H48V61H50V62H51V61L54 62L55 60H56V61L59 60V62H60L61 60H63V62H71V61H73V62H77V63L79 62V64H80V62H81V63H82V62H89V63L91 64L93 60H95L96 62H101V56L104 57V55H105V56L107 57L106 61L114 62V64H115V60H116V58H117V59L120 58V57H121L120 53L122 52V48H121L122 45L120 46V45L118 44V45L120 46V47H119V46H117L116 43H118L119 40H121V42H125L126 40L129 39V36H130V35H129L127 32H124V31H123V33H122L121 28H120L121 31H118V32H120V34H118V35L115 34L116 31H117V28H118V27L115 25V28H116V31H115L114 25H111V24H110L111 26H108L109 21H107ZM137 22H138V21H137ZM149 22H150V21H149ZM177 22H178V21H177ZM189 22H190V21H189ZM191 22L193 23V21H191ZM213 22H214V21H213ZM213 22H212V24H213ZM228 22L230 23V21H228ZM239 22H240V21H239ZM239 22H238L239 25L242 24V22H241V23H239ZM0 23H1V22H0ZM46 23H47V21H46ZM85 23H86V22H85ZM110 23H111V21H110ZM112 23H113V21H112ZM118 23H119V22H118ZM123 23H124V22H123ZM131 23H132V22H131ZM155 23L157 24V22H155ZM215 23H216V22H215ZM222 23H224V25L227 24V22H222ZM232 23H233V21H232ZM235 23H236V22H235ZM235 23H234V26H235ZM251 23H252V22H251ZM43 24H44V23H43ZM43 24H42V25H43ZM49 24H50V23H49ZM51 24H53V23H51ZM51 24H50V25H51ZM55 24H56V23H54V25H55ZM120 24H121V23H119V25H120ZM132 24H133V23H132ZM136 24L138 25V23H136ZM160 24H161V23L159 22V25H160ZM172 24H174V23L172 22ZM181 24H182V23H181ZM194 24H195V23H194ZM194 24H192V25H194ZM216 24H220V22H218V23H216ZM216 24H215V25H216ZM247 24H248V23H247ZM247 24H246V22H245V24H244L243 26H245V25H247ZM21 25H22V24H21ZM24 25H25V24H24ZM56 25H57V24H56ZM56 25H55V26H56ZM77 25H78V24H77ZM84 25H86V24H84ZM84 25H83V26H84ZM94 25H97L96 27L98 28L99 23H95V22H94V23H91V26H92V27H93ZM102 25H103V24H102ZM127 25H128V24H127ZM129 25H130V24H129ZM167 25L169 26V24H167ZM170 25H171V24H170ZM224 25H223V27H224ZM262 25H263V20H262ZM14 26H15V24H14ZM16 26H17V25H16ZM131 26H132V25H131ZM145 26H146V24H145ZM168 26H167V27H168ZM176 26H177V24H176ZM178 26H179V25H178ZM185 26H186V25H184V27H185ZM208 26H209V25H208ZM248 26H249V24H248ZM255 26H257V25H255ZM255 26H254V27H255ZM10 27H11V25H10ZM79 27H80V26H79ZM84 27L86 28V26H84ZM88 27H89V25L87 26L86 29H88ZM94 27H95V26H94ZM96 27H95V29H97ZM122 27H123V25H122ZM129 27H130V26H129ZM132 27H133V26H132ZM135 27H136V26H135ZM156 27H157V26H156ZM158 27H159V26H158ZM162 27H163V26H162ZM172 27H174V26H172ZM188 27H189V25L187 26V28H188ZM211 27L213 28V26H211ZM223 27H222V29H223ZM239 27H240V26H239ZM12 28H13V26H12ZM16 28H17V27H16ZM56 28H57V26H56ZM56 28H55V29H56ZM80 28H81V27H80ZM125 28H126V27H125ZM154 28H155V27H154ZM154 28H153V29H154ZM163 28H164V27H163ZM163 28H162V29H163ZM176 28H177V27H176ZM178 28H179V27H178ZM181 28H182V27H181ZM185 28H186V27H185ZM215 28H216V27H215ZM234 28H235V27H234ZM234 28H233V29H234ZM262 28H263V30H264V26H262ZM18 29H19V27H18ZM18 29H17V30H18ZM39 29H41L40 26H39ZM53 29H54V28H53ZM95 29H93V30H95ZM134 29H135V28H134ZM140 29H141V28H140ZM156 29H157V28H156ZM207 29H208V28H206V30H207ZM220 29H221V28H220ZM222 29H221V30H222ZM229 29H231V26H230ZM236 29H237V26H236ZM238 29H240V28H238ZM17 30H15V31H17ZM33 30H35V29H33ZM56 30H57V29H56ZM77 30H78V28H77ZM77 30H76V31H77ZM79 30H80V29H79ZM79 30H78V31H79ZM88 30H89V33H87V32H86V33L90 35V32H91V31H90V29H88ZM98 30H99V28H98ZM98 30H97V31H94V33L98 32ZM143 30H144V29H143ZM174 30H175V29H174ZM174 30L172 29V32H171V33H173ZM185 30L187 31V29H185ZM196 30H197V29H196ZM201 30H202V29H201ZM211 30H214V28L211 29ZM225 30H226V29H225ZM234 30H235V29H234ZM234 30H233V31H234ZM9 31H10V30H9ZM76 31H75V32H76ZM78 31H77V32H78ZM100 31H102V29H101ZM158 31H159V29H158ZM167 31H168V29H167ZM176 31H177V30H176ZM181 31H182V30H181ZM189 31H190V32H189ZM194 31H195V30H194ZM216 31H217V30H216ZM216 31H215V32H216ZM218 31H219V30H218ZM218 31L216 32V35H217ZM222 31H224V29H223ZM257 31H258V30H257ZM23 32H24V31H23ZM28 32H29V31H28ZM31 32H32V29H31ZM31 32H30V33H31ZM55 32H56V31L53 32L52 30H50V27H49V26H44V25H43V27H42V29L39 31V34H38V35H39V37H40L41 35L46 36V37L43 36L42 38H44V42L47 43V42H50L51 39L54 38L53 36H55V34L57 33V32H56V33H55ZM83 32H84V31H83ZM129 32H130V31H129ZM141 32H142V31H141ZM143 32H144V31H143ZM174 32H175V31H174ZM179 32H180V31H179ZM188 32L192 34V30H191V28H190V30H188ZM188 32H187V33H188ZM196 32H197V31H196ZM198 32H199V31H198ZM210 32H211V31H210ZM241 32H242V31H241ZM244 32H245V31H244V29H243V34H244ZM19 33H20V32H19ZM86 33H85V37H86V35H87ZM136 33H137V32H136ZM136 33H135V35H136ZM163 33H164V31H163ZM181 33H182V32H181ZM181 33H180V34H181ZM189 33H188V35H189ZM201 33H202V32H201ZM223 33H224V32H222L221 34H223ZM230 33H232V29H231V32H230ZM10 34H12V33H10ZM20 34H21V33H20ZM20 34H19V35H20ZM32 34H33V33H32ZM73 34H74V33H73ZM80 34H81V32H80ZM144 34H145V32H144ZM169 34H170V32H169ZM169 34H168V35H169ZM177 34H178V33H177ZM226 34H227V32H226ZM246 34H247V33H246ZM248 34H249V33H248ZM248 34H247V36H248ZM250 34H251V33H250ZM259 34H260V36H262L260 32H259ZM71 35H72V33H71ZM135 35H134V36H135ZM148 35H149V31H148ZM150 35H151V34H150ZM150 35H149V36H150ZM172 35L175 36L176 34H174V33L171 34V38H172ZM201 35H202V34H201ZM203 35H204V34H203ZM209 35H210V33H209ZM212 35L214 36V34H212ZM233 35L235 36V34H233ZM240 35H241V34H240ZM13 36H14V35H13ZM13 36H12V37H13ZM73 36H74V35H73ZM87 36H88V35H87ZM92 36H93V35H92ZM97 36H98V35H97ZM100 36H98V38H99ZM139 36L142 37V35H138V37H139ZM152 36H154V35H152ZM177 36H178V35H177ZM183 36H184V35H182V37H183ZM195 36H196V35H195ZM224 36H225V35H224ZM247 36L244 35V38H246ZM254 36H255V35H254ZM10 37H11V36H10ZM19 37H20V36H19ZM21 37H22V36H21ZM58 37H61V36L58 35ZM66 37H65V38H66ZM101 37H100V38H101ZM111 37H112V36H111ZM130 37H131V36H130ZM182 37H181V41H182V40L185 41L186 38L183 39ZM184 37H185V36H184ZM189 37L191 38V36H189ZM198 37H199V36H198ZM207 37L209 38V36H207ZM221 37L223 38V35H222ZM221 37H219V38H221ZM249 37H251V36H249ZM16 38H17V37H16ZM27 38H28V37H27ZM27 38H26V40H27ZM72 38H73V37H72ZM77 38H78V37H77ZM94 38H95V37H94ZM98 38H97V39H98ZM134 38H135V37H134ZM134 38H133V39H134ZM136 38H137V37H136ZM142 38H143V37H142ZM159 38H160V37H159ZM166 38H167V37H166ZM173 38H174V37H173ZM190 38H189V39H190ZM202 38H203V36H202ZM210 38H211V37H210ZM213 38H214V37H213ZM217 38H218V37H217ZM217 38H216V39H217ZM225 38H226V37H225ZM254 38H255V37H254ZM254 38H253V40H254ZM29 39H30V38H29ZM54 39H55V38H54ZM75 39H76V38H75ZM79 39H80V38H79ZM88 39H89V38H88ZM156 39H158V38L156 37ZM167 39H168V38H167ZM178 39H179V37H178ZM228 39H229V38H228ZM228 39H227V40H228ZM233 39L236 40L237 38H233ZM238 39H240V38L238 37ZM247 39H248V38H247ZM258 39H259V38H258ZM262 39H264V38H262ZM22 40H24V38H23ZM26 40H25V41H26ZM83 40H84V39H83ZM100 40H102V39H100ZM130 40H131V39H130ZM161 40H163V39L161 38ZM161 40H160V44H161V47H162ZM187 40H188V39H186V41H187ZM191 40H192V39H191ZM193 40H194V39H193ZM193 40H192V41H193ZM195 40H196V39H195ZM224 40H226V39H224ZM227 40H226V41H227ZM249 40L251 41V39H249ZM260 40H261V39H260ZM260 40H258V42H259ZM17 41H18V40H17ZM37 41H38V40H37ZM55 41H56V40H55ZM64 41H65V40H64ZM64 41H63V42H64ZM66 41H68V39H66ZM66 41H65V42H66ZM132 41H134V40H132ZM132 41H130V42H132ZM165 41H166V40H165ZM170 41H171V39H170ZM172 41H173V39H172ZM174 41H175V40H174ZM181 41H180V42H181ZM186 41H185V42H186ZM219 41H220V39H219ZM219 41H218V43H219ZM222 41H223V40H222ZM226 41H224V42H226ZM230 41H231V40H230ZM240 41H241V40H240ZM246 41H247V40H246ZM255 41H256V40H255ZM262 41H263V40H262ZM11 42H12V41H11ZM39 42H41V41H39ZM51 42H52V41H51ZM71 42H72V40H71ZM77 42H78V41H77ZM77 42H76V43H77ZM126 42H127V41H126ZM128 42H129V41H128ZM130 42H129V44H130ZM137 42H138V41H137ZM166 42H167V41H166ZM177 42H178V41H177ZM185 42H184V43H185ZM233 42H235V41H233ZM243 42H244V40H242V43H243ZM260 42H261V41H260ZM263 42H264V41H263ZM14 43H15V41H14ZM14 43H13V44H14ZM28 43L31 44V41H29ZM41 43H42V42H41ZM52 43H54V42H52ZM68 43H69V42H68ZM78 43H80V42H78ZM107 43H108V42H107ZM113 43H112V45H113ZM142 43H143V41H142ZM163 43H164V40H163ZM167 43H168V42H167ZM175 43H176V42H175ZM222 43H223V42H222ZM254 43H255V42H254ZM20 44H22V43H20ZM20 44H19V46H20ZM39 44H40V43H39ZM55 44L57 45V43H55ZM126 44H127V43H126ZM145 44H146V42H145ZM168 44H169V43H168ZM178 44H179V43H178ZM236 44H237V40H236ZM236 44H235V45H236ZM259 44H260V43H259ZM15 45H16V44H15ZM26 45H27V44H26ZM49 45H50V43H49ZM67 45H68V44H67ZM155 45H157V44H155ZM171 45H172V43H171ZM176 45H177V43H176ZM209 45H210V44H209ZM211 45H212V40H211ZM225 45H227V44H225ZM238 45H239V43H238ZM261 45H262V43L260 44V46H261ZM11 46H12V44H11ZM41 46H42V47H41ZM58 46H60L59 43H58ZM69 46H70V45H69ZM69 46H66V47L69 48ZM146 46H147V44H146ZM185 46H186V45H185ZM213 46H214V44H213ZM213 46H212V47H213ZM221 46H224V45L221 44L220 47H221ZM231 46H232V44H231ZM248 46H249V45H248ZM12 47H14V46H12ZM26 47H27V46H25V48H26ZM64 47H65V46H64ZM74 47H75V48L77 47L76 44H75ZM78 47H79V46H78ZM127 47H129V45H128ZM134 47H135V46H134ZM136 47H137V46H136ZM138 47H139V45H138ZM141 47H142V46H141ZM155 47H156V46H155ZM166 47H167V46H166ZM168 47H169V45H168ZM172 47H173V46H172ZM178 47H179V46H178ZM181 47H182V46L180 45V48H181ZM214 47H215V46H214ZM218 47H219V45H218ZM225 47H226V46H225ZM225 47H224V48H225ZM236 47H237V45H236ZM236 47H235V48H236ZM15 48H16V47H15ZM20 48H21V46H20ZM23 48H24V47H23ZM25 48H24V50H26ZM39 48H40V49H39ZM48 48H49V46H48ZM72 48H73V46H71V49H72ZM83 48H84V46H83ZM145 48H146V47H145ZM164 48H165V46H164ZM176 48H177V47H176ZM180 48H178V49H179V52H180L181 56L186 57V55L184 54V50H183L184 48H181V50H180ZM237 48H238V47H237ZM251 48H252V47H251ZM256 48H257V46H256ZM11 49H12V48H11ZM11 49H10V50H11ZM73 49H74V48H73ZM85 49H86V47H85ZM91 49H92V48H91ZM96 49H97V48H96ZM123 49H124V48H123ZM128 49H129V48H128ZM128 49H127V50H128ZM139 49H140V47H139ZM142 49H143V47L141 48V50H142ZM150 49H151V48H150ZM210 49H211V48H210ZM227 49H228V48H227ZM239 49H240V47H239ZM239 49H238V50H239ZM59 50L61 51V53H56V52L59 51ZM68 50H70V49H68ZM74 50H75V49H74ZM133 50L135 51V49H133ZM141 50H139V51L141 52ZM144 50H145V49H144ZM214 50H215V48H213L212 52H209L208 59L211 58L210 65L212 64V61L214 62V61L216 60V58L221 59V55H222V53H221V52H219V53H214V52H215ZM216 50H218V49H216ZM220 50H221V49H220ZM12 51H15V50L12 49ZM48 51H49V52H48ZM80 51H81V50H79V52H80ZM124 51L127 52L125 49H124ZM149 51H150V50H149ZM173 51H174V47H173ZM175 51H177V50H175ZM209 51H210V50H209ZM19 52H20V50H18V53H19ZM22 52H24V51L22 50ZM26 52H27V51H26ZM26 52H25V54H26ZM79 52H78V53H79ZM130 52H132V51H130ZM142 52H143V51H142ZM144 52H145V51H144ZM144 52H143V53H144ZM150 52H151V51H150ZM155 52H157V50H156ZM160 52H161V51H160ZM164 52H166V51H164ZM224 52H225V49L223 50V53H224ZM226 52H229V50H227ZM238 52H239V51H238ZM49 53H50V54H49ZM81 53H82V52H81ZM128 53H129V52H128ZM213 53H214V54H213ZM252 53H253V52H252ZM252 53H251V55H252ZM8 54H9V52H8ZM8 54H7V57H8L9 59H12L11 57L8 56ZM28 54H29V53H28ZM121 54H122V53H121ZM137 54H140V55H141V53H137ZM154 54H155V53H154ZM177 54H179V53H177ZM177 54H176V56H177ZM180 54H179V55H180ZM186 54H187V53H186ZM202 54H203V52H202ZM230 54H231V50H230ZM20 55H21V54H20ZM134 55H135V54H134ZM143 55H145V53H144ZM148 55H149V54H148ZM150 55H151V54H150ZM152 55H153V54H152ZM160 55H161V54H160ZM173 55H175V54H173ZM218 55H219V57H217ZM259 55H260V54H259ZM11 56H13V55H11ZM21 56H22V55H21ZM25 56H26V55H25ZM54 56H55V57H54ZM60 56H61V57H60ZM146 56H147V55H146ZM164 56H165V55H164ZM195 56H196V54H195ZM195 56H194V57H195ZM226 56H227V55H226ZM0 57H1V55H0ZM14 57H15V56H14ZM16 57H17V56H16ZM19 57H20V56H19ZM23 57H24V56H23ZM23 57H22V58H23ZM106 57H105V58H106ZM134 57H135V56H134ZM138 57H140V56H138ZM150 57H151V56H150ZM152 57H153V56H152ZM161 57H162V56H161ZM161 57H160V58H161ZM204 57H205V56H204ZM247 57H249V56L247 55ZM250 57H251V56H250ZM263 57H264V55H263ZM8 58H7V59H8ZM57 58H58V59H57ZM105 58H104V59H105ZM121 58L123 59V57H121ZM125 58H126V57H125ZM129 58H131V55L129 56ZM136 58H137V56H136ZM136 58H135V60H136ZM144 58H145V56H144ZM147 58H149V57H147ZM171 58L173 59L172 56H171ZM187 58H188V61H192V60H193L192 57L190 56V54H189V56H188ZM196 58H197V56H196ZM236 58H237V57H236ZM256 58H257V57H256ZM9 59H8V60H9ZM17 59H18V57H17ZM20 59H21V58H20ZM27 59H28V57H26L24 60H27ZM153 59H155V57H154ZM156 59H157V57H156ZM156 59H155V60H156ZM167 59H168V57H167ZM226 59H227V58H226ZM226 59H225V60H226ZM230 59H231V58H229V56H228V60H229V61H230ZM246 59H247V58H246ZM263 59H264V58H263ZM4 60H5V59H4ZM53 60H54V61H53ZM124 60H125V61H122V65H125V64H126V63L124 64V62H126V59H124ZM140 60H141V58H140ZM143 60H144V59H143ZM158 60H159V57H158ZM238 60H239V59H238ZM249 60H250V59H249ZM251 60H252V59H251ZM16 61H17V60L15 59V62H16ZM136 61H137V60H136ZM146 61H147V60H146ZM152 61H153V60H152ZM174 61H175V60L173 59V62H174ZM196 61L201 62L200 64L203 65V62H204V63L207 62V58H203V57L199 56L198 60H196ZM236 61H237V60H236ZM252 61H253V60H252ZM259 61H260V60H259ZM0 62H1V60H0ZM2 62L4 63V61H2ZM7 62L10 63V62H12V61L10 60V61H7ZM110 62H109V64H110ZM117 62H119V61L117 60ZM129 62H130V61H129ZM138 62H139V61H138ZM154 62H155V61H154ZM165 62L168 63L167 61H165ZM169 62H171V60H170ZM185 62H186V61H185ZM215 62H217V60H216ZM5 63H6V62H5ZM5 63H4V64H5ZM18 63H19V62H18ZM34 63H33L32 65H34ZM71 63H72V62H71ZM71 63H69V64H71ZM89 63H87V64H89ZM103 63L105 64V61H104ZM103 63H102V64H103ZM119 63H121V62H119ZM133 63H134V62H133ZM139 63H140V62H139ZM155 63H156V62H155ZM155 63H153V65H154ZM183 63H184V62H183ZM187 63H188V62H186V64H187ZM228 63H229V62H228ZM233 63H235V62H233ZM254 63H255V62H254ZM256 63H257V62H256ZM4 64H3V65H4ZM6 64H8V63H6ZM16 64H17V63H16ZM22 64H23V63H22ZM25 64H28V63H27V62L24 63L23 67L25 66ZM38 64H39V63H38ZM43 64H44V63H43ZM46 64H47V62H46ZM66 64H68V63H66ZM84 64H85V63H84ZM102 64H100V65H102ZM144 64H145V63H144ZM156 64H157V63H156ZM156 64H155V65H156ZM168 64H169V63H168ZM213 64H214V63H213ZM213 64H212V65H213ZM0 65H1V63H0ZM9 65H10V64H9ZM29 65H30V64H29ZM29 65H28V66H29ZM53 65H54V64H53ZM72 65H73V64H72ZM122 65H121V66H122ZM128 65H130V63H128ZM137 65H138V64H137ZM142 65H143V64H142ZM147 65L150 66L151 64L148 63V61H147ZM155 65H154V66H155ZM170 65H171V64H170ZM175 65H176V64H175ZM189 65H190V64H189ZM189 65H188V66H189ZM193 65H194V64H193ZM208 65H209V64H207V67H209ZM214 65H215V64H214ZM216 65H217V64H216ZM219 65H220V64H219ZM221 65H222V64H221ZM253 65H254V64H253ZM7 66H8V65H7ZM17 66H18V65H17ZM17 66H16V67H17ZM46 66H47V65H46ZM81 66H83V65H81ZM90 66H92V65H90ZM105 66H106V65H105ZM109 66H110V65H109ZM143 66H144V65H143ZM149 66H147V67H149ZM164 66H165V65H164ZM190 66H191V65H190ZM223 66H225V65H223ZM254 66H255V65H254ZM254 66H253V67H254ZM12 67H13V66H12ZM40 67H42V65L39 66V68H40ZM73 67H74V66H73ZM151 67H153V66H151ZM156 67H157V65H156ZM156 67H153L154 70H155ZM173 67H174V64H173ZM173 67L171 66V68H173ZM181 67H182V66H181ZM194 67H195V66H194ZM205 67H206V66H205ZM205 67H204V65H203V69H202V70H204ZM230 67H231V66H230ZM230 67H229V68H230ZM233 67H234V64H233ZM258 67H259V65H258ZM10 68H11V67H10ZM13 68H14V67H13ZM20 68L22 69V66H21ZM36 68H37V67H36ZM95 68H96V67H95ZM99 68H100V67H99ZM105 68H106V67H105ZM118 68H119V65H118ZM149 68H150V67H149ZM157 68H158V70H159V68H161V65H160L159 67H157ZM171 68H168V69L171 70ZM184 68H185V66H184ZM184 68H183V69H184ZM188 68H190V67H188ZM192 68H193V67H191V69H192ZM196 68H197V67H196ZM201 68H202V67H201ZM210 68H211V67H210ZM210 68H209V69H210ZM219 68H220V67H219ZM229 68H227V69H229ZM247 68H248V67H247ZM262 68H263V66H262ZM3 69H4V68H3ZM14 69H15V68H14ZM70 69H71V67H70ZM93 69H94V68H93ZM97 69H98V68H97ZM174 69H175V68H174ZM174 69H173V71L176 70V69H175V70H174ZM180 69H181V68H180ZM197 69L200 70V67H198ZM211 69H213V68H211ZM220 69H222V67H221ZM238 69H239V68H238ZM249 69H250V68H249ZM256 69H258V68H256ZM8 70H9V69H8ZM8 70H7V72H8ZM12 70H13V69H12ZM68 70H69V69L67 68V71H68ZM75 70L79 71V70H78V67H77V69H75ZM80 70H81V69H80ZM114 70H115V69H114ZM120 70H121V69H120ZM152 70H153V69H152ZM158 70L156 69V71H158ZM165 70H166V69H165ZM170 70H168V71H170ZM186 70H188V69H186ZM192 70H194V68H193ZM217 70H218V69H217ZM0 71H2V69H1ZM22 71H23V70H21V72H22ZM55 71H56V70H55ZM62 71H63V70H62ZM91 71H93V70H91ZM98 71H99V70H98ZM177 71H178V70H177ZM221 71H224V70L222 69ZM226 71H227V70H226ZM226 71H225V72H226ZM228 71H229V70H228ZM232 71H233V70H232ZM239 71H240V75H242L243 73L241 72L240 69H239ZM7 72H6V73H7ZM12 72H13V71H12ZM24 72H25V70H24ZM58 72H59V71H58ZM58 72H57V73H58ZM68 72H69V71H68ZM192 72H193V71H192ZM225 72H224V75H225ZM237 72H238V71H237ZM1 73H2V72H1ZM14 73H15V72H13V74H14ZM33 73H34V72H33ZM52 73H53V72H52ZM52 73H51V76H52ZM57 73H56V74H57ZM78 73H79V72H78ZM92 73H93V72H92ZM95 73H96V72H95ZM99 73H100V72H99ZM119 73L122 74V70H121V72H119ZM169 73H170V72H169ZM195 73H196V72H195ZM195 73H194V74H195ZM197 73H198V70H197ZM241 73H242V74H241ZM248 73H249V70H248ZM259 73H260V75H261V71H259ZM259 73H256V74L258 75ZM15 74H16V73H15ZM15 74H14V75H15ZM26 74L28 75L29 73L27 72ZM26 74H25V76H26ZM60 74H61V72H60ZM60 74L58 73L57 75H60ZM73 74H74V71H73ZM73 74H72V75H73ZM75 74H76V72H75ZM125 74H126V73L122 74V75H123V78H124V75H125ZM166 74H167V72H166ZM181 74H182V73H181ZM185 74H186V73H185ZM215 74H217V72H216ZM222 74H223V73H222ZM250 74H251V72H250ZM9 75L11 76V74H10V73L8 74V78H9ZM29 75H31V74H29ZM29 75H28V78H31V77H29ZM42 75H43V74H42ZM44 75H45V74H44ZM49 75H50V74H49ZM63 75H65V74H63ZM66 75H68V74H66ZM72 75H71V76H72ZM114 75H115V73H114ZM192 75H193V74H192ZM2 76L4 77V80H5V77H6V76H5V75H2ZM19 76H20V75H19ZM37 76H38V73H37ZM53 76H54V75H53ZM55 76H56V75H55ZM118 76H119V74H118ZM188 76H189V75H188ZM207 76H208V74H207ZM212 76H213V75H212ZM212 76H211V77H212ZM216 76H218V74L215 75V77H216ZM229 76H230V75H229ZM12 77H13V76H12ZM12 77H11V78H12ZM42 77H43V76H42ZM45 77H47V76L45 75ZM63 77H64V76H63ZM63 77H62V80H63ZM100 77H102V76H100ZM100 77H98V78H100ZM130 77H131V75H130ZM130 77H129V78H130ZM149 77H150V76H149ZM149 77H148V78H149ZM183 77H184V76L181 75V76L178 77V79L181 80L180 82L186 84V82L184 81V78H183ZM186 77H187V75H186ZM189 77H192V76L190 75ZM194 77H195V76H194ZM197 77H198V76H197ZM197 77H196V78H197ZM220 77H221V75H220ZM223 77H224V76H223ZM245 77H247V74H245ZM245 77H244V79H245ZM256 77L258 78V77H260V76H256ZM256 77H255V78H256ZM0 78H1V76H0ZM13 78H15V77H13ZM22 78H23V80L26 79V78L24 79V77H22ZM64 78H65V77H64ZM107 78H108V77H107ZM109 78H110V77H109ZM115 78H116V77H115ZM117 78H118V77H117ZM123 78H122V79H123ZM129 78H126V79H128V81H129ZM208 78H209V77H208ZM228 78H229V77H228ZM231 78H232V77H231ZM248 78L250 79L251 77L248 76ZM255 78L252 79V81L250 80V84H251V83L253 84V82L255 81ZM1 79H2V78H1ZM32 79H34V78H32ZM39 79H40V78H39ZM49 79H50V78H49ZM58 79H59V78H58ZM60 79H61V77H60ZM104 79H105V78H104ZM104 79H103V80H104ZM110 79H111V78H110ZM122 79H121L120 81H122ZM204 79H205V78H204ZM226 79H227V78H226ZM261 79H262V78H261ZM261 79H259V80H261ZM51 80H53V79H51ZM54 80H55V77H54ZM65 80H66V78H65ZM108 80H109V79H108ZM132 80H133V77H132ZM145 80H146V79H145ZM174 80H175V77L173 78V82H175ZM176 80H177V79H176ZM187 80H188V78H187ZM187 80H186V81H187ZM193 80H194V79H193ZM197 80H198V78H197ZM223 80H224V78H223ZM223 80H222V81H223ZM233 80H235V79L233 78ZM240 80H241V79H240ZM240 80H239V81H240ZM245 80H246V79H245ZM20 81H21V80H20ZM28 81H29V80H28ZM98 81H99V80H98ZM101 81H102V79H101ZM105 81H106V80H105ZM136 81H137V80H136ZM169 81H170V80H169ZM171 81H172V79H171ZM188 81H189V80H188ZM202 81H203V79H202ZM209 81H210V80H209ZM213 81H214V78H213ZM213 81L211 82V84L213 83V85H214V82H213ZM239 81H238V83H239ZM247 81H248V80H247ZM247 81H246V83H247ZM13 82H15V81H13ZM41 82H42V81H41ZM50 82H51V81H50ZM50 82H48V83H50ZM53 82H57V81H53ZM68 82H69V81H68ZM71 82H73V81H71ZM99 82H100V81H99ZM109 82H110V81H109ZM111 82H114V80L112 79ZM134 82H135V81H134ZM156 82H157V81H156ZM191 82H192V81H191ZM234 82H235V81H234ZM234 82H232V83H234ZM243 82H244V81H243ZM4 83H7V82H4ZM16 83H17V82H16ZM25 83H26V82H25ZM45 83H46V82H45ZM57 83H58V82H57ZM57 83H56V84H57ZM60 83H61V82H60ZM60 83H59V84H60ZM97 83H98V82H97ZM106 83H107V81H106ZM118 83H119V82H118ZM127 83H128V82H127ZM163 83H164V82H163ZM165 83H167V82H165ZM195 83H196V81H195ZM201 83H202V82H201ZM203 83L205 84V82H203ZM219 83L221 84V81H220ZM12 84H13V83H12ZM12 84H11V85H12ZM52 84H53V83H52ZM52 84H51V85H52ZM63 84H64V83H63ZM112 84H113V83H112ZM142 84L144 85V83H142ZM177 84H179V83H177ZM196 84H197V83H196ZM198 84H199V83H198ZM206 84H207V82H206ZM211 84H208V85H211ZM243 84H244V83H243ZM248 84H249V83H248ZM8 85H9V84H8ZM36 85H37V83H36ZM39 85H41V84L39 83ZM51 85H50V86H51ZM69 85H71V84H69ZM69 85H68V86H69ZM85 85H86V84H85ZM98 85H102V86H103L102 83H101V84H98ZM122 85L126 87V83H125V85H124V83H123ZM140 85H141V83H140ZM213 85H212V89L215 90V89L213 88ZM215 85H216V84H215ZM232 85H234V84H232ZM232 85H231V86H232ZM238 85L240 86V84H238ZM23 86H24V82H23L22 87H23ZM45 86H47V85H45ZM45 86L43 85L44 90L46 89ZM59 86H60V85H59ZM87 86H88V85H87ZM95 86H96V85H95ZM119 86H120V85H119ZM127 86H129V85H127ZM138 86H139V84H138ZM141 86H142V85H141ZM159 86H160V85H159ZM167 86L169 87V89H171V88H173L175 85L173 86L172 84H169V85H167ZM176 86H177V85H176ZM184 86H185V85H184ZM186 86H187V94L185 93L186 95H185V96L183 95L184 97H183V96H177V94H175L174 97L172 96L174 99H173V100L171 99L172 103L170 102V106H168V108H167V110H166V113L172 115V113H174L176 110H178V111H184L183 109H185V108L180 109V108L178 107V103H179L178 101H180V100H182V99L185 100L187 103H189V105H191L190 107H193V104H192V102H193V95H195V93H196L197 91H195V93L193 94V89H194V88H193L191 85H189V84H187ZM193 86H194V84H193ZM224 86H225V85H224ZM231 86H230V87H231ZM263 86H264V85H263ZM3 87H5V85H4ZM12 87H13V86H12ZM15 87H16V86H15ZM15 87H14V88H15ZM54 87H57V86H54ZM54 87H53V88H54ZM79 87H80V86H79ZM79 87H77V89H76L77 91H78V88H79ZM89 87H90V86H89ZM103 87H105V86H103ZM121 87H122V86H121ZM121 87H120V88H121ZM139 87H140V86H139ZM165 87H166V86H165ZM199 87H200V85H199ZM205 87H206V85H205ZM218 87H219V86H218ZM240 87H241V86H240ZM244 87H245L244 89L246 90L247 88H246L245 85H244ZM5 88H6V87H5ZM5 88H4L3 90H5ZM17 88H18V87H17ZM28 88H29V87H28ZM32 88H33V87H32ZM32 88H31V89L29 88V89L32 91ZM40 88H41V87H40ZM90 88H91V87H90ZM131 88H132V87H131ZM142 88H143V87H142ZM163 88H164V87H163ZM166 88H167V87H166ZM176 88H177V87H176ZM178 88H179V86H178ZM200 88H201V87H200ZM200 88H198V89H200ZM208 88H209V86H208ZM248 88H249V87H248ZM22 89H25V88H22ZM22 89H21V90H22ZM41 89H43V88H41ZM48 89H49V88H48ZM50 89H51L52 91H54L52 88H50ZM56 89H57V88H56ZM56 89H55V90H56ZM62 89H64V88H62ZM65 89H66V88H65ZM70 89H71V88H70ZM72 89H73V88H72ZM82 89H83V86H82ZM82 89H79V90L82 91ZM85 89H87L86 86H85ZM91 89H92V88H91ZM93 89H94V88H93ZM96 89H97V86H96ZM132 89H133V88H132ZM144 89H145V88H144ZM169 89H165L166 92L169 91ZM212 89H211V90H212ZM234 89H235V87H234ZM3 90L1 89L2 92H3ZM74 90H75V89H74ZM123 90H124V88H123ZM134 90H135V89H134ZM134 90H133V91H134ZM158 90H159L160 92H159ZM158 90L155 89L154 87H153V88H152V87L147 88V93L149 92V93H148V94H149L148 96H150V97H153L154 95L161 96V90H160V88H159ZM175 90H176V89H175ZM182 90H183V89H182ZM204 90H206V89H204ZM220 90H221V88H220ZM226 90H228V88H227ZM226 90H225V91H226ZM230 90H231V89H229V93L231 92ZM249 90H250V89H249ZM257 90H258V89H257ZM259 90H260V89H259ZM263 90H264V89H263ZM56 91H59V90L57 89ZM81 91H80V93H81ZM83 91H84V89H83ZM97 91H98V90H97ZM103 91H105V90H103ZM119 91H120L119 88H115L114 85H113V86L110 85L109 90H108V93H109V97H110V99H111V102H113V103H115V104L118 103V100H119V99H118V93H119ZM125 91H126V90H125ZM128 91H129V90H128ZM128 91H127V92H128ZM133 91H132V92H133ZM139 91H140V90H139ZM171 91H172V90H171ZM176 91H177V90H176ZM200 91L202 92V88L200 89ZM217 91H218V90H217ZM236 91H237V89H236ZM236 91H235V92H236ZM16 92H17V91H16ZM29 92H30V91H29ZM54 92H55V91H54ZM94 92H95V89H94ZM101 92H102V87H101ZM101 92H100V94H101ZM105 92H107V91H105ZM120 92H121V91H120ZM137 92H138V90H137ZM169 92H170V91H169ZM169 92H168V95H169ZM185 92H186V90H185ZM203 92H204V91H203ZM203 92H202V93H203ZM209 92H210V91H209ZM209 92L206 91L205 94L203 93V94H204V97H203V95L201 94V95H202L201 99L203 98V101H202L201 105L203 104V106L205 105V107H206V105H208V104L210 105L211 103H213V104L215 105V107H217V105H221V108H224V105H222V104H220V103H221V101H224L225 96L220 95L221 93H219V95H218L217 92H216L215 95H217V96H215V97L212 99V97H210V95H209ZM212 92H213V91H212ZM219 92H220V91H219ZM226 92H227V91H226ZM237 92H238V91H237ZM237 92H236V93H237ZM255 92H256V91H255ZM262 92H263V91H262ZM5 93H6V91H5ZM5 93H4V94H5ZM18 93H19V92H18ZM49 93H50V92H49ZM56 93H57V92H55V94H56ZM66 93H68V90H67ZM71 93H73V92H71ZM80 93H77L76 95L78 96V94H79V96H81L82 94L80 95ZM103 93H104V92H103ZM123 93H124V92H123ZM123 93H122V94H123ZM129 93H131V92H129ZM138 93L141 94V92H138ZM182 93H183V92H182ZM231 93H232V92H231ZM233 93H234V92H233ZM236 93H235V94H236ZM83 94H84V93H83ZM88 94H90V93H89V90H88ZM104 94H105V93H104ZM119 94H120V93H119ZM126 94H127V93H126ZM142 94H143V93H142ZM142 94H141V98H142ZM162 94H163V93H162ZM170 94H171V92H170ZM178 94H179V93H178ZM210 94H212V93H210ZM222 94H224V93H222ZM253 94H254V92H253ZM2 95H3V94H2ZM9 95H10V94H9ZM14 95H15V97H16V96H18L19 94L16 95V94L14 93ZM21 95H22V94H21ZM28 95H29V93H28ZM37 95H38V94H37ZM40 95H41V94H40ZM74 95H75V94H74ZM92 95H94V94L92 93ZM131 95H133V93H132ZM163 95H164V94H163ZM163 95H162V96H163ZM172 95H173V94H172ZM262 95H263V94H262ZM23 96H24V95H23ZM46 96H47V95H46ZM46 96H43V97H46ZM49 96H51V95H49ZM49 96H47V97H49ZM56 96H58V94H56ZM65 96H67V95H65ZM90 96H91V94H90ZM120 96H121V95H120ZM145 96H146V94L144 95V97H145ZM213 96H214V95H213ZM249 96H250V99L252 98V101H253L254 99H253V97H251L252 95L250 94ZM15 97H13V98H15ZM37 97H38V96H37ZM37 97H36V98H37ZM61 97H62V96L60 95V98H59V99H61V100H60L59 102H58L57 100H55V96H54V99H50V98H49V100H51L50 104H52L53 108H56V109H58V110H60V111L62 110L61 113H63V112H65L66 105H65V103L62 101L63 99H62ZM75 97H76V96H75ZM84 97H85V96H84ZM88 97H89V96H88ZM98 97H99V95H98ZM131 97H132V96H131ZM164 97H165V96H164ZM172 97H171V98H172ZM194 97H195V96H194ZM222 97H223V99H222ZM231 97H233V96H231ZM261 97H263V96H260V99H261ZM21 98H22V97H21ZM24 98H26V97H24ZM64 98H65V97H64ZM67 98H68V96H67ZM72 98H73V97H72ZM77 98H78V97H77ZM102 98H103V96H102ZM107 98H108V95H107V97H105V99H107ZM119 98H120V97H119ZM138 98H139V97H138ZM246 98H247V97H246ZM16 99H17V98H16ZM16 99H15V100H16ZM30 99H31V98H30ZM30 99H29V100H30ZM43 99H44V98H43ZM46 99H47V98H46ZM73 99H74V98H73ZM88 99H89V98H88ZM88 99H87V100H88ZM95 99H96V98H95ZM135 99H136V98H135ZM158 99H159V97H158ZM166 99L168 100V98H166ZM248 99H249V98H248ZM256 99H257V102H255V103L253 102L252 104H250V107H251V108H250V109H251V112H250V116H249V118L251 117V118H250V120H251V121H250V125H251V126L255 125L256 127H257V125H260L261 127L264 128V104L259 105L260 103H258V98H256ZM263 99H264V98H263ZM263 99H262V101H263ZM5 100H6V99H5V96H4V102H5ZM25 100H26V99H25ZM40 100H42V99H40ZM49 100L47 99V101H49ZM87 100H86V102H87ZM100 100H101V99H100ZM100 100H99V101H100ZM122 100H123V99H122ZM130 100L133 102L132 99H130ZM137 100H138V99H137ZM153 100H155V99L153 98ZM153 100H152V101H153ZM1 101H3V100H1ZM8 101H9V100H8ZM13 101H14V100H13ZM13 101H12V102H13ZM70 101H71V99H70ZM82 101H83V99H82ZM90 101H91V99H90ZM90 101H89V103H90ZM146 101H147V99H146L145 101H143V102H145V106L147 107V105H146ZM156 101H157V100H156ZM156 101H155V102H156ZM194 101H195V100H194ZM199 101H200V100H199ZM199 101H197V102H199ZM225 101H226V100H225ZM225 101H224V102H225ZM243 101H244V100H243ZM254 101H255V100H254ZM262 101H261V102H262ZM14 102H15V101H14ZM17 102H19V101H17ZM34 102H35V101H34ZM74 102H75V101H74ZM104 102H106V101H104ZM108 102H109V100H108ZM148 102H149V98H148ZM177 102H178V103H177ZM197 102H196V103H197ZM2 103H3V102H2ZM20 103H22V102H20ZM46 103H47V102H46ZM69 103H70V102H69ZM100 103H102V102H100ZM100 103H99V104H100ZM109 103H110V102H109ZM130 103H131V102H129V104H130ZM153 103H154V101H153ZM153 103H151V104H153ZM237 103H238V102H237ZM250 103H251V102H250ZM263 103H264V102H263ZM0 104H1V102H0ZM15 104H16V103H15ZM15 104H14V108H15ZM43 104H44V103H43ZM71 104H72V103H71ZM84 104H86V103H84ZM87 104H88V102H87ZM103 104H104V103H103ZM111 104H112V103H111ZM111 104H110V105H111ZM137 104H138V103H137ZM154 104H156V103H154ZM157 104H158V101H157ZM179 104H180V103H179ZM241 104H242V103H241ZM247 104H248V103H247ZM7 105H8V104H7ZM9 105H10V104H9ZM35 105H36V104H35ZM38 105H39V104H38ZM45 105H46V104H45ZM77 105H78V104H77ZM96 105H97V104H96ZM105 105H106V104H105ZM116 105H117V104H116ZM119 105H120V104H119ZM122 105H124V104L122 103ZM122 105H121V108H122ZM132 105H134V104H132ZM180 105H181V104H180ZM199 105H200V104L197 103V106H199ZM20 106H22V105L20 104ZM28 106H29V105H28ZM70 106H71V105H70ZM72 106H73V105H72ZM74 106H75V104H74ZM100 106H101V104H100ZM140 106H141V105H139V108H142V107H143V108H142L143 111H146L147 108L145 109V108H144V105H142V107H140ZM157 106H158V105H157ZM165 106H167V105H165ZM212 106H213V105H211V107H212ZM238 106H239V105H237V109H238ZM241 106H244V104L241 105ZM246 106L249 107V104L246 105ZM10 107H11V105H10ZM17 107H19V106H17ZM46 107H47V106H45V108H46ZM49 107H50V105H49ZM49 107H48V108H49ZM91 107H92V106H91ZM93 107L95 108V106H93ZM106 107H108V106H106ZM114 107H115V106H114ZM128 107H130V106H128ZM181 107H184V105H183V106L181 105ZM188 107H189V106H187L186 108H188ZM213 107H214V106H213ZM215 107L213 108V110L215 109ZM11 108H12V109H11ZM11 108H6V107L3 108V107H1V108H0V111H2L3 109H5V113H4V115H2V116H4V117L6 118V121H7V118H8L9 120H11V121H14V122H15V126H16V127H15V126H14V127H15L16 129H21V128H23L22 125L24 126V123L22 124V122H21L22 119L19 118V116H18L19 114H17V111H15V110L13 111V105H12ZM20 108H21V107H20ZM22 108H24V106H23ZM25 108H27V107H26V104H25ZM31 108H32V107H31ZM38 108H39V106H38ZM38 108H37V109H38ZM69 108H70V107H69ZM76 108H77V107H76ZM76 108H75V110H76ZM85 108H87V105H86ZM85 108H84V110H85ZM130 108H131V107H130ZM139 108H138V109H139ZM155 108H156V107H155ZM155 108H154V109H155ZM157 108H158V107H157ZM162 108H163V107H162ZM194 108H195V106H194ZM201 108H202V107H201ZM244 108H245V107H244ZM246 108H247V107H246ZM49 109H50V108H49ZM82 109H83V107H82ZM97 109L99 110V107H98V106H97ZM100 109H101V107H100ZM102 109H103V108H102ZM104 109H105V108H104ZM107 109H109V108H107ZM118 109H120V107H118ZM125 109H127V107L124 108V110H125ZM132 109H133V108H131V112H132ZM144 109H145V110H144ZM150 109H153V108L151 107ZM190 109H191V108H190ZM205 109H206V108H205ZM209 109H210V108H209ZM218 109H219V107H218ZM235 109H236V108H234V110H235ZM16 110H17V109H16ZM66 110H67V109H66ZM73 110H74V109H73ZM84 110H82V111H84ZM94 110H95V109H94ZM129 110H130V109H129ZM129 110H127V112H129ZM134 110H137V109L135 108ZM134 110H133V111H134ZM159 110H160V108H159ZM162 110H164V109H162ZM197 110H198V109H197ZM197 110H196V111H197ZM201 110H202V109H201ZM206 110H207V109H206ZM213 110H209V111H213ZM215 110H216V109H215ZM219 110H220V109H219ZM222 110H223V109H222ZM222 110H221V111H222ZM232 110H233V109H232ZM248 110H249V109H248ZM3 111H4V110H3ZM21 111H22V109H21ZM23 111H24V110H23ZM29 111H30V110H29ZM34 111L36 112V108H35ZM44 111H45V110H44ZM51 111H52V109H51ZM68 111H69V109H68ZM77 111H78V109H77ZM86 111H87V109H86ZM86 111H85V112H86ZM88 111H90V110H88ZM103 111H104V110H103ZM121 111H123V110H121ZM143 111H142V112H143ZM178 111L175 112V115L173 114L174 117L177 116L176 113H177ZM185 111H186V110H185ZM235 111H236V110H235ZM235 111H233V116H234V112H235ZM241 111H243V110H241ZM53 112H54V111H53ZM53 112L51 113V115H54ZM56 112H57V110H56ZM70 112H71V111H70ZM92 112H94V111L92 110ZM100 112H101V111H100ZM117 112H118V111H117ZM142 112H141L140 110H138L136 116H133V115H132V116L135 117V118H139V117L143 116V115H142ZM148 112L150 113L151 111H148ZM155 112H156V111H155ZM162 112H163V111H162ZM190 112H191V111H190ZM192 112H193V111H192ZM217 112H218V111H217ZM27 113H28V112H27ZM32 113H33V111H32ZM44 113H45V112H44ZM59 113H60V112H58V114H59ZM80 113H81V112H80ZM86 113H87V112H86ZM90 113H91V112H90ZM102 113H103V112H102ZM110 113L112 114V108H111V110H110ZM114 113H115V111H114ZM123 113H124V111H123ZM132 113H133V112H132ZM153 113H154V111H153ZM181 113H182V112H181ZM188 113H189V110H188ZM212 113H213V112H212ZM243 113H247V111H246V112H243ZM58 114H55V117H56V115H58ZM71 114H72V112H71ZM71 114H70V115H71ZM95 114H96V113H95ZM98 114L100 115V113H98ZM119 114L122 115V113H120V112H119ZM133 114H134V113H133ZM158 114H160V113L158 112ZM161 114H162V113H161ZM161 114H160V115H161ZM177 114H179V113H177ZM192 114H193V113H192ZM203 114H204V113H203ZM216 114H217V113H216ZM220 114H221V112H220ZM220 114L218 113V118H219V115H220ZM248 114H249V112H248ZM37 115H38V114H37ZM37 115H36V117H37ZM67 115H68V114H67ZM103 115H105V114L103 113ZM114 115H115V114H114ZM114 115H113L112 117H114ZM121 115H120V116H121ZM125 115H126V113H125ZM125 115H124V116H125ZM154 115H155V114H154ZM160 115H159V116H160ZM189 115H191V114H190V113H189V114H186L185 112H183V114L181 115V117L184 119L186 116H189ZM214 115H215V114H214ZM23 116H24V115H23ZM25 116H26V115H25ZM25 116H24V118H26ZM34 116H35V115H34ZM38 116H39V115H38ZM48 116H49V115H48ZM86 116H88V115H86ZM94 116H95V115H94ZM109 116H110V115H109ZM124 116H123V117H124ZM148 116L150 117V119H149V121H148L147 123H145V125L150 124V123H149L150 120H154V119H153V115L148 114ZM173 116H172V117H173ZM200 116H201V115H200ZM227 116L229 117V115H227ZM236 116H237V114H236ZM238 116H239V115H238ZM39 117H40V116H39ZM42 117H43V116H42ZM52 117H54V116H52ZM68 117H70V116H68ZM84 117H85V116H84ZM90 117H91V116H90ZM92 117H93V116H92ZM101 117H102V116H101ZM130 117H131V116H130ZM149 117H148V118H149ZM160 117H162V116H160ZM166 117H167V114H166ZM195 117H197L196 113H195ZM208 117H209V116H208ZM241 117H243V116H241ZM2 118H3V117H1V119H2ZM5 118H4V119H5ZM27 118H28L27 120H29V117H27ZM40 118H41V117H40ZM73 118H74V117H73ZM95 118H96V117H95ZM105 118L107 119L106 116H105ZM108 118H109V117H108ZM110 118H111V117H110ZM117 118H119V117H117ZM127 118H128V117H127ZM154 118L157 119L156 116H154ZM179 118H180V116H179ZM216 118H217V115H216ZM226 118H227V117H226ZM236 118H237V117H236ZM32 119H33V118H32ZM46 119H48V121H49V118H45V120H46ZM51 119H52V118H51ZM69 119H70V118H69ZM81 119H82V118H80V120H81ZM103 119H104V118H103ZM122 119H123V118H121L120 120L122 121ZM133 119H134V118H133ZM141 119H142V118H141ZM144 119H145V118H144ZM144 119H143V120H144ZM162 119H163V118H162ZM165 119H166V118H165ZM165 119H164V120H165ZM176 119H177V118H176ZM188 119H189V118H188ZM190 119H191V117H190ZM196 119H197V122H198V120H201V122H202V120H203V119H201V118L199 119L198 117L195 118V120H196ZM209 119H210V118H209ZM238 119H239V118H238ZM24 120H25V119H24ZM35 120H37V119H35ZM57 120H58V119H57ZM62 120H64V119H62ZM67 120H68V118H67ZM71 120H72V116H71ZM80 120H79V122H80ZM99 120H100V117H99ZM109 120H110V119H109ZM112 120H113V118H112ZM115 120H116V119H115ZM143 120H142V121H143ZM157 120H159V119H157ZM169 120H171V119H169ZM172 120H173V119H172ZM174 120H175V119H174ZM192 120H193V119H192ZM195 120H194V121H195ZM210 120H211V119H210ZM244 120H245V119H244ZM11 121H10V123H11ZM48 121H47V122H48ZM51 121H52V120H51ZM51 121H49V122H51ZM84 121H86V120L84 119ZM129 121H130V119L128 120V122H129ZM139 121H140V120H139ZM142 121H140L139 123L142 124V123H141ZM146 121H147V120H146ZM146 121L144 120V122H146ZM165 121H166V120H165ZM179 121H180V120H179ZM179 121H178V122H179ZM182 121H183V120H182ZM188 121H189V120H188ZM190 121H191V120H190ZM215 121L217 122V119H216ZM226 121H227V119H226ZM229 121H230V122H229L230 124L228 123L227 125H231V124H232V123H231V122H233V121H232V118H231ZM236 121H238V120H236ZM236 121H235V122H236ZM40 122H41V121H40ZM58 122H59V120H58ZM101 122H102V121H100V123H101ZM116 122H117V124H118V119L116 120ZM123 122H125V121H123ZM123 122H122V123H123ZM144 122H143V124H144ZM174 122H175V121H174ZM174 122H173V124H174ZM185 122H186V121H185ZM197 122H196V126H197ZM241 122L243 123V118H242ZM244 122H245V121H244ZM27 123H28V122H27ZM27 123H26V124H27ZM31 123H32V121L30 122V124H31ZM33 123H35V122H33ZM33 123H32V124H33ZM54 123H55V122H54ZM62 123H63V121H62ZM70 123H71V122H70ZM81 123H82V122H81ZM92 123H93V122H92ZM102 123H105L104 120H103ZM126 123H127V122H125V124H126ZM139 123L137 122V125H138V126H139ZM154 123H156V121H154ZM160 123H161V120H160ZM170 123H171V122H170ZM179 123H180V122H179ZM188 123H190V122H188ZM214 123H215V122H214ZM242 123L240 124V122H239V125L243 126ZM247 123H248V122H247ZM259 123H260V124H259ZM0 124H2V123H0ZM3 124H4V123H3ZM3 124H2V125H3ZM6 124H8V123H6ZM13 124H14V123H13ZM48 124H49V123H48ZM48 124L45 123L46 126H47ZM65 124H66V122H65ZM67 124H68V123H67ZM73 124H75V123H72V125H71L72 128H73ZM77 124H78V123H77ZM88 124H89V123H88ZM98 124H99V123H98ZM105 124H106V123H105ZM115 124H116V123H115ZM135 124H136V123H135ZM167 124H168V123H167ZM173 124H172V125H173ZM184 124H185V123H184ZM184 124H183V125H184ZM200 124L202 125L203 123H200ZM206 124H207V123H206ZM234 124H235V123H234ZM234 124H232V125H234ZM245 124H246V123H245ZM28 125H29V123H28ZM41 125H42V124H41ZM43 125H44V122H43ZM52 125H53V123H52ZM69 125H70V124H69ZM69 125H68V128H69ZM80 125H81V124L79 123V126H80ZM82 125H83V124H82ZM102 125H104V124H102ZM122 125H123V124H122ZM152 125H155V124L152 123ZM170 125H171V124H170ZM170 125H169V126H170ZM180 125H182V124H180ZM187 125H188V124H187ZM192 125H193V124H192ZM194 125H195V124H194ZM198 125H199V124H198ZM201 125H200V126H201ZM212 125H213V122H212ZM235 125H236V124H235ZM248 125H249V124H248ZM10 126H11V125H10ZM46 126H45V127H46ZM61 126H62V125H61ZM83 126H84V125H83ZM99 126H100V125H99ZM129 126H130V125H129ZM133 126H135V125H133ZM148 126H149V125H148ZM156 126H157V125H156ZM204 126H205V125H204ZM245 126H246V125H245ZM255 126H253V127H255ZM29 127H30L29 129H31V126H29ZM54 127H55V125H54ZM75 127H76L75 129L77 130V126H75ZM93 127H94V125H93ZM102 127H103V129H104L106 126H105V127H104V126H101V127H99V128L102 129ZM107 127H108V126H107ZM109 127H110L109 129L112 128V126H110V124H109ZM120 127H122V126L120 125ZM126 127H127V125H126ZM143 127H144V126H143ZM181 127H182V126H181ZM183 127H184V126H183ZM191 127H192V126H191ZM211 127H212V126H211ZM224 127H225V126H224ZM224 127H223V128H224ZM256 127H255V128H256ZM32 128H33V127H32ZM34 128H35V127H34ZM34 128H33V129H34ZM38 128H40V124H39V127H38ZM66 128H67V127H66ZM80 128H81V127H80ZM129 128H130V127H129ZM149 128H150V127H149ZM158 128H160V127L158 126ZM166 128H167V126H166ZM172 128H174V127H172ZM192 128H193V127H192ZM196 128H197V127H196ZM201 128H202V127H201ZM203 128H204V127H203ZM209 128H210V125H209ZM228 128H229V127H227L226 129H228ZM232 128H233V127H232ZM232 128H231V129H232ZM249 128H250V126H249ZM43 129H44V126H43ZM103 129H102V130H103ZM117 129H118V127H117ZM125 129H126V128H125ZM137 129H138V127H137ZM150 129H151V128H150ZM176 129H177V128H176ZM184 129H185V127H184ZM224 129H225V128H224ZM231 129L229 128L230 133H232V132H231ZM236 129H237V131H238V129H241V128H238V126H237ZM247 129H248V126H247ZM259 129H260V127H259ZM41 130H42V127H41ZM41 130H39V131H41ZM46 130H47V129H46ZM52 130H54V129H52ZM60 130H61V129H60ZM62 130H63V129H62ZM69 130H70V128H69ZM83 130H84V129H83ZM93 130H96V129H93ZM102 130H101V131H102ZM114 130H115V129H114ZM169 130H170V129H168V131H169ZM171 130H172V129H171ZM190 130H191V128H190ZM195 130H197V129H195ZM198 130H199V129H198ZM206 130H207V129H205V131H206ZM208 130H209V129H208ZM249 130H250V129H249ZM0 131H1V130H0ZM5 131H7V130H5ZM5 131H4V132H5ZM10 131H11V130H10ZM18 131H19V133L21 132L20 130H18ZM27 131H28V130H27ZM47 131H48V130H47ZM66 131H67V130H66ZM90 131H91V129H90ZM108 131H109V130H108ZM122 131H124V130H122ZM150 131H151V130H150ZM155 131H156V130H155ZM168 131H167V132H168ZM173 131H174V130H173ZM211 131H212V130H211ZM222 131H223V130H222ZM224 131H225V130H224ZM237 131H236V132H237ZM246 131H247V130H246ZM246 131H245V132H246ZM253 131H254V130H253ZM255 131H256V129H255ZM1 132L3 133V131H1ZM30 132H32V131H30ZM33 132H34V131H33ZM35 132H36V131H35ZM44 132H45V131H44ZM75 132H77V131H75ZM79 132H80V131H79ZM95 132H96V131H95ZM130 132H131V131H130ZM142 132H143V131H142ZM159 132H160V131H159ZM188 132H189V131H188ZM9 133L11 134V132H9ZM39 133H40V132H39ZM62 133H63V132H62ZM114 133H115V132H114ZM171 133H172V132H171ZM174 133H177V132L174 131ZM189 133H190V132H189ZM189 133H187V134H189ZM227 133H228V132H227ZM239 133H242V135H243L244 131H241V132H239ZM3 134H4V133H3ZM22 134H23V133H22ZM27 134H28V133H26V135H27ZM64 134H65V131H64ZM74 134H75V133H74ZM85 134H86V131H85ZM103 134H104V133H103ZM128 134H129V133H128ZM164 134H165V132L163 133V131H162L161 136L164 135ZM168 134H169V133H168ZM190 134H191V133H190ZM201 134H202V133H201ZM221 134H222V133H221ZM223 134H224V133H223ZM233 134H234V133H233ZM263 134H264V133H263ZM263 134H262V135H263ZM16 135H17V133H16ZM56 135H57V134H56ZM83 135H84V134H83ZM86 135H87V137L91 136V135L88 136V133H87ZM109 135H111V134H109ZM130 135H132V134H130ZM156 135H158V134H156ZM180 135H181V134H180ZM180 135H179V133H178V136H180ZM227 135L230 137V134H227ZM231 135H232V134H231ZM250 135H251V132H250ZM255 135H256V134H255ZM3 136H4V135H3ZM28 136H30V135H28ZM54 136H55V135H54ZM104 136H105V134H104ZM124 136H125V132H124ZM133 136H134V135H133ZM146 136H147V135H146ZM146 136H145V137H146ZM164 136H165V135H164ZM168 136H169V135H168ZM168 136H165V137H167V139H168ZM170 136H171V135H170ZM172 136H173V135H172ZM172 136H171V138H172ZM200 136L203 137V135H200ZM200 136H199V137H200ZM224 136H225V135H224ZM257 136H258V135H257ZM257 136H255V137H257ZM259 136H260V135H259ZM1 137H2V136H1ZM10 137H11V136H10ZM13 137H14V136H13ZM20 137H21V136H20ZM23 137H24V136H23ZM30 137H31V136H30ZM92 137H93V136H91L90 138H92ZM95 137H96V135H95ZM100 137H101V136L98 135V140H99ZM108 137H109V136H108ZM141 137H142V135H141ZM158 137H159V136H158ZM180 137H181V136H180ZM182 137H183V134H182ZM185 137H186V136H185ZM189 137H190V136H189ZM191 137H192V136H191ZM193 137H194V134H193ZM225 137H226V136H225ZM242 137H243V139H244L245 136L243 135ZM248 137H249V136H248ZM261 137H262V136H261ZM5 138H6V137H5ZM38 138H39V137H38ZM43 138H45V137H43ZM46 138H47V136H46ZM53 138L55 139V137H53ZM56 138H57V137H56ZM96 138H97V137H96ZM130 138H132V137H130ZM139 138H140V137H139ZM154 138H155V137H154ZM156 138H157V137H156ZM186 138H187V137H186ZM196 138H198V137H196ZM226 138H227V137H226ZM232 138H233V137H232ZM238 138H239V137H238ZM238 138H237V139H238ZM252 138H253V137H252ZM252 138H251V139H252ZM257 138H259V137H257ZM263 138H264V136H263ZM0 139H1V138H0ZM8 139H9V138H8ZM19 139H20V138H19ZM28 139L30 140V138H27V140H28ZM40 139H41V136H40ZM54 139H53V140H54ZM73 139H74V138H73ZM85 139H86V138H85ZM101 139H102V138H101ZM108 139H109V138H108ZM112 139H113V138H112ZM142 139H143V138H142ZM175 139H176V138H175ZM216 139H217V138H215V140H216ZM224 139H225V138H224ZM260 139L262 140V138H259V141H261ZM23 140H24V139H23ZM55 140H56V139H55ZM58 140H59V139H58ZM64 140H65V139H64ZM71 140H72V139H71ZM78 140H80V139L78 138ZM93 140H94V139H93ZM114 140H115V139H114ZM152 140H153V139H152ZM159 140H160V138H159ZM161 140H162V139H161ZM181 140H182V139H181ZM183 140H184V139H183ZM183 140H182V142H183ZM231 140H232V139H231ZM244 140H246V139H244ZM24 141H25V140H24ZM38 141H39V140H38ZM41 141H42V140H41ZM89 141H90V140H89ZM142 141H143V140H142ZM156 141H157V139H156ZM172 141H173V140H171V143H172ZM179 141H180V140H179ZM190 141H191V140H190ZM190 141H189V143H191ZM203 141H204V140H203ZM219 141H220V140H219ZM224 141H225V140H224ZM259 141H258V142H259ZM21 142H22V141H21ZM42 142H43V141H42ZM67 142H68V139H67ZM69 142H70V140H69ZM78 142H79V141H78ZM85 142H86V141H85ZM112 142H113V141H112ZM152 142H153V141H152ZM154 142H155V140H154ZM161 142H162V141H161ZM165 142H167V141L165 140ZM175 142H176V141H175ZM177 142H178V141H177ZM194 142H195V141H194ZM194 142H193V143H194ZM222 142H223V141H222ZM222 142H221V144H222ZM235 142H236V141H235ZM235 142H233V140H232L231 143H235ZM246 142H248V139L246 140ZM258 142H257V144H258ZM19 143H20V142H19ZM58 143H59V142H58ZM80 143H81V141H80ZM95 143H96V141H95ZM95 143H94V144H95ZM100 143H101V142H100ZM129 143H131V142L129 141ZM144 143H145V142H144ZM144 143L142 144V142H141L142 145H144ZM146 143H147V141H146ZM163 143H164V141H163ZM186 143H188V142H186ZM189 143H188V144H189ZM209 143H212L213 146H214V144H215L214 142H208V144H209ZM213 143H214V144H213ZM219 143H220V142H219ZM223 143H224V142H223ZM225 143H227V141H226ZM27 144H28V143H27ZM27 144H26V145H27ZM34 144H35V143H34ZM53 144H54V143H53ZM53 144H52V145H53ZM64 144H65V142H64ZM77 144H78V143H77ZM77 144H76V145H77ZM117 144H119V143H117ZM117 144H116V145H117ZM124 144H125V143H124ZM160 144H161V143H160ZM165 144H166V143H165ZM169 144H170V142H169ZM197 144H198V143H197ZM208 144H207V145H208ZM229 144H230V143H229ZM1 145H2V141H1ZM11 145H12V144H11ZM21 145H22V144H21ZM21 145H20V146H21ZM23 145H24V144H23ZM26 145H25V146H26ZM29 145H30V144H28V147H32V146H33V145H32V146H29ZM52 145H51V146H52ZM67 145H68V144H67ZM73 145H74V144H73ZM98 145H99V144H98ZM114 145H115V144H114ZM122 145H123V144H122ZM162 145H163V144H162ZM184 145H187V144H184ZM191 145H192V143H191ZM191 145H190V147H191ZM201 145H202V144H201ZM217 145H218V144H217ZM219 145H220V144H219ZM227 145H228V143H227ZM233 145H236V143L233 144ZM263 145H264V144H263ZM61 146H62V145H61ZM82 146H86V145H82ZM110 146H111V145H110ZM118 146H120V145H118ZM118 146L116 147V150H117ZM136 146H138V145H136ZM157 146H158V145H157ZM168 146H169V145H168ZM175 146H176V145H175ZM175 146H174V147H175ZM179 146H180V145H179ZM179 146H178V150H180V149H179ZM181 146H182V145H181ZM187 146H188V145H187ZM213 146H212V147H213ZM222 146H223V144H222ZM225 146H226V145H225ZM229 146H230V145H229ZM1 147H2V146H1ZM6 147H7V146H6ZM33 147H35V146H33ZM36 147H37V146H36ZM74 147H75V146H74ZM74 147H73V149H74ZM77 147H78V145H77ZM101 147H103V145H102V146L100 145L99 148L101 149ZM124 147H125V146H124ZM128 147H131L130 144H129ZM128 147H126V148L128 149ZM144 147H145V146H144ZM146 147H147V146H146ZM148 147H149V146H148ZM152 147H153V146H151L150 148H152ZM158 147L160 148V145H159ZM174 147H173V148H174ZM214 147H215V146H214ZM214 147H213V148H214ZM216 147H217V146H216ZM242 147L244 148V145H243ZM249 147H250V143H249ZM251 147H252V146H251ZM255 147H256V146H255ZM21 148H22V146H21ZM53 148H54V145H53ZM57 148H58V147H57ZM86 148H87V146H86ZM90 148H91V147H90ZM106 148H107V146H106ZM135 148H136V147H135ZM142 148H143V147H142ZM150 148H148V149H150ZM161 148H162V147H161ZM175 148H176V147H175ZM175 148H174V149H175ZM182 148H183V147H181V149H182ZM187 148H188V147H187ZM208 148H209V147H208ZM208 148H207V149H208ZM220 148H221V147H220ZM222 148H223V147H222ZM258 148H259V146H258ZM30 149H31V148H30ZM33 149H34V148H33ZM33 149H32V152H33ZM63 149H64V148H63ZM66 149H67V148H66ZM76 149H77V148H76ZM76 149H75L74 151H76ZM78 149H79V147H78ZM81 149H82V148H81ZM91 149H92V148H91ZM104 149H105V147L103 148V150H104ZM119 149H120V147H119ZM119 149L117 150L118 152H119ZM132 149H133V148H132ZM139 149H140V146H139ZM145 149H146V148H145ZM156 149H157V148H156ZM167 149H168V148H167ZM174 149H173V150H174ZM198 149H199V148H198ZM202 149H203V148H202ZM225 149H226V147H225ZM225 149H224V151H225ZM228 149H229V147L226 149V152L228 151ZM230 149H232V144H231V146H230ZM247 149H248V150H243V149L240 148V151L237 152V154H238L237 156H241V155H242V157H244V156H248L249 154H251V153L254 152L253 148H252V149H251V148H247ZM260 149L262 150V146H261ZM24 150H25V149L23 148V151H24ZM34 150H35V149H34ZM82 150H83V149H82ZM97 150H98V148H97ZM110 150H111V149H110ZM124 150H125V149H124ZM143 150H144V149H143ZM154 150H155V149H154ZM157 150H159V149H157ZM178 150L175 149L174 151H178ZM216 150H217V149H216ZM222 150H223V149H222ZM251 150H253V151H251ZM10 151H11V150H10ZM30 151H31V150H30ZM37 151H38V150H37ZM74 151L72 150V151H71V154H72V152H74ZM85 151H86V149H85ZM108 151H109V150H108ZM117 151H116V152H117ZM125 151H127V150H125ZM130 151H131V150H130ZM138 151H139V150H137V153H138ZM163 151H164V150H163ZM204 151H205V150H203V153H204ZM207 151L209 152V149H208ZM210 151H211V149H210ZM257 151H258V149H257ZM16 152H17V151H16ZM26 152H27V150H26ZM40 152H41V150H40ZM57 152H58V151H57ZM64 152H65V150H63V155H65ZM79 152H80V151H79ZM83 152H84V150H83ZM94 152H95V151H94ZM114 152H115V151H114ZM145 152H146V151L144 150V153H145ZM197 152H198V151H197ZM214 152H215V149H214ZM258 152H259V151H258ZM258 152H257V153H258ZM21 153H22V150H21ZM33 153H34V152H33ZM66 153H67V152H66ZM90 153H91V152H90ZM96 153H97V152H96ZM121 153H122V152H121ZM121 153H120V154H121ZM123 153H124V152H123ZM130 153H131V152H130ZM144 153H143V154H144ZM149 153H150V152H149ZM189 153H191V152L189 151ZM217 153H218V152H217ZM227 153H228V152H227ZM37 154H38V153H37ZM71 154H70V155H71ZM73 154H74V153H73ZM75 154H78V153L76 152ZM75 154H74V155H75ZM85 154H86V152H85ZM85 154H84V156H85ZM133 154H134V153H133ZM140 154H141V153L139 152V156H140ZM147 154H148V153H147ZM191 154H195V152H193V153H191ZM196 154H197V153H196ZM198 154H200L199 157L201 156L200 159L202 160V159L204 158V156L201 155V151H200V153L198 152ZM210 154H212L211 156H213V153L210 152ZM230 154H231V153H230ZM233 154H234V153H233ZM8 155H9V154H8ZM18 155H19V154H18ZM18 155H16V157H17ZM30 155H31V154H30ZM30 155H29V158L31 157ZM61 155H62V154L60 153V156H61ZM74 155H73V156H74ZM87 155H88V153H87ZM87 155H86V156H87ZM90 155H92V154H89V156H90ZM114 155H115V154H114ZM123 155H124V154H123ZM126 155H127V154H126ZM126 155H124V156H125V162H126ZM131 155H132V154H131ZM134 155H135V154H134ZM134 155H133V156H134ZM156 155H157V154H156ZM186 155H188V154H186ZM186 155H185V157H186ZM223 155H224V157H223ZM223 155L219 158L220 160H221V158H222V159H225V155H226V153H225V154L223 153ZM235 155H236V154H234V156H235ZM257 155H258V154H257ZM19 156H20V155H19ZM60 156H58V157L61 158L62 156H61V157H60ZM107 156H108V154H107ZM115 156L117 157V155H115ZM121 156H122V154H121ZM124 156H123V157H124ZM137 156H138V155H137ZM139 156H138V158H139ZM145 156H146V155H145ZM145 156H144V157H145ZM152 156H153V152H152ZM152 156H151V157H152ZM161 156L163 157V153H162ZM202 156H203V157H202ZM12 157H13V156H12ZM58 157H57V158H58ZM98 157H99V156H98ZM147 157H148V156H147ZM151 157L149 156V159H150ZM155 157H156V156H154V158H155ZM191 157H192V156H191ZM214 157H215V155H214ZM217 157H218V155H217ZM255 157H256V155H255ZM10 158H11V157H10ZM19 158H20V157H19ZM26 158H27L26 161L28 162V157H26ZM55 158H56V157H55ZM78 158H79V156H78ZM100 158H101V157H100ZM109 158H110V153H109ZM118 158H120V157H118ZM118 158H117V159H118ZM127 158H128V157H127ZM156 158H157V157H156ZM156 158H155V161H156ZM159 158H160V157H159ZM159 158H158V159H159ZM182 158H183V157H182ZM196 158H198V157H196ZM205 158H206V155H205ZM228 158L230 159V157H228ZM232 158H233V157H232ZM232 158H231V161H234L235 159L232 160ZM236 158H237V157H236ZM2 159H3V158H2ZM24 159H25V158H24ZM34 159H35V156H34ZM37 159H38V156H37ZM43 159H44V158H43ZM139 159H140V158H139ZM149 159H148V160H149ZM152 159H153V158H152ZM191 159H192V158H191ZM200 159H199V160H200ZM211 159H212V157H211ZM214 159H215V158H214ZM219 159H218V160H219ZM31 160H32V159H31ZM45 160H46V158H45ZM54 160H55V159H54ZM78 160H79V159H78ZM104 160H105V159H104ZM137 160H138V159H137ZM140 160H141V159H140ZM146 160H147V159H146ZM192 160H193V159H192ZM192 160H191V161H192ZM196 160H197V159H196ZM199 160H197V162H200ZM204 160H205V159H204ZM204 160H203V162H204ZM216 160H217V158H216ZM218 160H217V161H218ZM220 160H219V161H220ZM245 160H246V159H245ZM247 160H248V159H247ZM249 160H250V159H249ZM249 160H248V161H249ZM0 161H1V159H0ZM3 161H4V160H3ZM17 161H18V160H17ZM26 161H25V162H26ZM39 161H40V159H39ZM65 161H66V160H65ZM100 161H101V160H100ZM108 161H109V160H108V157H107V162H108ZM115 161H116V158H115ZM118 161H119V160H117V162H118ZM131 161L133 162V158H131ZM131 161H130V162H131ZM134 161H135V160H134ZM138 161H139V160H138ZM143 161H144V162H142L143 164H144V163H148V162H145L144 159H143ZM188 161H189V159H188ZM194 161H195V160H194ZM211 161H212V160H210V162H211ZM214 161H215V160H214ZM217 161H216V162H217ZM241 161H242V160H241ZM29 162H30V161H29ZM46 162H48V161H46ZM50 162H51V161H50ZM73 162H74V161H73ZM73 162H72V163H73ZM77 162H78V161H77ZM77 162H76V163H77ZM87 162H88V161H87ZM109 162H110V161H109ZM149 162H150V160H149ZM151 162H152V161H151ZM174 162H175V161H174ZM176 162H177V161H176ZM181 162H182V160H181ZM195 162H196V161H195ZM210 162H209V163H210ZM220 162H222L221 164H223V161H220ZM228 162H230V161L228 160ZM228 162H226V165L224 166V168L227 166V163H228ZM11 163H12V162H11ZM13 163H14V162H13ZM17 163H18V162H17ZM37 163H38V162H37ZM41 163H42V162H41ZM48 163H49V162H48ZM48 163H47V164H48ZM76 163H74V164H76ZM78 163H79V162H78ZM91 163H92V162L90 161V164H91ZM115 163H116V162H115ZM121 163H123V161H122V162L120 161V164H121ZM142 163H140V164H142ZM178 163H179V162H178ZM183 163H184V162H183ZM183 163H182V164H183ZM188 163H189V162H188ZM190 163H191V162H190ZM207 163H208V161H207ZM211 163H212V162H211ZM213 163H214V162H213ZM217 163H218V162H217ZM234 163H235V162H234ZM18 164H19V163H18ZM26 164H27V163H26ZM29 164H30V163H28V165H29ZM43 164H44V163H43ZM63 164H64V163H63ZM66 164H68V162H67ZM80 164H81V162H80ZM127 164H128V163H127ZM153 164H154V163H153ZM165 164H166V162H165ZM165 164H164V165H165ZM167 164H168V162H167ZM172 164H173V163H172ZM195 164H196V163H195ZM199 164H200V163H199ZM202 164H203V163H202ZM215 164H216V163H215ZM224 164H225V163H224ZM238 164H239V163H238ZM247 164H248V163H247ZM250 164H251V163H250ZM259 164H260V163H259ZM12 165H13V164H12ZM24 165H25V164H24ZM28 165H27V167H29ZM32 165H33V164H31V166H32ZM36 165H37V164H36ZM44 165H45V164H44ZM136 165H137V163H136ZM168 165H169V164H168ZM170 165H171V164H170ZM187 165H188V164H187ZM187 165H185V166H186V173H187V168H188ZM208 165H209V164H208ZM208 165H207V166H208ZM239 165H240V164H239ZM248 165H249V164H248ZM251 165H252V164H251ZM4 166H5V165H4ZM9 166H10V165H9ZM16 166H17V165H16ZM19 166H22V165H19ZM19 166H17V167H19ZM48 166H49V164H48ZM66 166H69V164L66 165ZM73 166H74V165H73ZM94 166L96 167L95 164H94ZM105 166H106V164H105ZM125 166H126V165H125ZM134 166H135V165H134ZM140 166H141V165H140ZM193 166H194V165H193ZM209 166H210V165H209ZM213 166H214V165H213ZM241 166H242V165H241ZM7 167H8V166H7ZM10 167H11V166H10ZM10 167H9V168H10ZM74 167H75V166H74ZM106 167H107V166H106ZM115 167H116V166H115ZM163 167H164V166H163ZM173 167H174V165H173ZM176 167H177V166H176ZM201 167H202V166H201ZM203 167H204V166H203ZM211 167H212V165H211ZM211 167H210V168H211ZM229 167H230V165H229ZM233 167H234V166H233ZM248 167H250V166H248ZM256 167H258V166H256ZM3 168H4V167H3ZM13 168H14V167H13ZM33 168H34V167H33ZM38 168H39V166H38ZM41 168H42V167H41ZM52 168H53V166H52ZM56 168H57V166H56ZM109 168H110V167H109ZM112 168H114V167H112ZM139 168H140V167H139ZM139 168H138V169H139ZM141 168H144V167H141ZM165 168H166V167H165ZM180 168H181V166H180ZM180 168H179V169H180ZM199 168H200V167H199ZM212 168H213V167H212ZM214 168H215V167H214ZM237 168H238V167H237ZM246 168H247V167H246ZM1 169H2V168H1ZM17 169H18V168H17ZM54 169H55V168H54ZM119 169H120L119 171H121V168H119ZM123 169H124V168H123ZM125 169H126V168H125ZM159 169H160V167H159ZM163 169H164V168H163ZM167 169H168V166H167V168L165 169V171H166ZM170 169H172V168L170 167ZM174 169H175V168H174ZM181 169H182V168H181ZM197 169H198V168H197ZM197 169H196L195 171H197ZM201 169H202V168H201ZM204 169L207 170L208 167H207V168L204 167ZM222 169H223V168H222ZM230 169H231V168H230ZM233 169H234V168H232V170H233ZM8 170H9V169H8ZM19 170H20V169H19ZM47 170H48V169H47ZM55 170H56V169H55ZM73 170H75V169H73ZM94 170H97V169H94ZM101 170H102V169H101ZM104 170H105V169H104ZM175 170H177V169H175ZM210 170H211V169H210ZM215 170H216V169H215ZM220 170H221V169H220ZM238 170H239V169H238ZM249 170H250V168H249ZM249 170H248V171H249ZM251 170H252V169H251ZM12 171H13V170H12ZM14 171H15V170H14ZM42 171H43V170H41V172H42ZM48 171L50 172V171H52V170H48ZM56 171H59V170H56ZM61 171H62V170H61ZM87 171H88V169H87ZM92 171H93V170H92ZM109 171H110V169H109ZM129 171H130V170H129ZM145 171H148V170L145 169L144 172H145ZM160 171L162 172V170H160ZM190 171H191V169H190ZM190 171H189V172H190ZM195 171H194V172H195ZM222 171H223V170H222ZM229 171H230V170H229ZM240 171H241V170H240ZM246 171H247V170L245 169V172H246ZM253 171H254V170H253ZM256 171H257V170H256ZM0 172H1V170H0ZM16 172H17V171H16ZM24 172H25V171H24ZM24 172H23V173H24ZM43 172H44V171H43ZM52 172H53V171H52ZM103 172H104V171H103ZM111 172H112V169H111V171H110V175H111ZM114 172H115V171H114ZM132 172H133V170H132ZM132 172H131V173H132ZM137 172H139V171H136V170L134 171V173H137ZM144 172H143V173H144ZM158 172H159V171H158ZM166 172H167V171H166ZM170 172H171V170H170ZM174 172H175V174H176V171H174ZM179 172H180V171H179ZM197 172H198V171H197ZM213 172H214V171H213ZM223 172L226 173L225 170H224ZM233 172H234V171H232V174H233ZM259 172H260V171H259ZM10 173H11V170H10ZM28 173H29V171H28ZM34 173H35V171H34ZM34 173H32V174H34ZM44 173H45V172H44ZM53 173H54V172H53ZM70 173H71V172H70ZM98 173H99V172H98ZM98 173H97V175H98ZM125 173H126L125 175L127 176V172H125ZM141 173H142V172H141ZM153 173H154V172H153ZM168 173H169V172H168ZM195 173H196V172H195ZM195 173H194V174H195ZM208 173H209V169H208ZM208 173H207V176L209 175ZM216 173H217V171H216ZM225 173H224V174H225ZM227 173H228V170H227ZM227 173H226V175H227ZM237 173H238V172H237ZM237 173H236V174L234 173V174H235V175H234V179H235L236 186H237V187H241L240 190H241L242 188H243V190H244V189H248V188L250 187V186H249V183H248V175L245 176V174H244V176H243V172L241 173L242 175L237 174ZM248 173H249V172H248ZM252 173H253V172H252ZM11 174H12V173H11ZM37 174H38V173H37ZM46 174H47V173H46ZM46 174H44V175H46ZM119 174H120V173H119ZM123 174H124V173H123ZM129 174H130V172H129ZM155 174H156V173H155ZM212 174H213V173H212ZM220 174H222V173H220ZM228 174H229V173H228ZM232 174H231V175H232ZM257 174H258V173H257ZM13 175H14V174H13ZM48 175H49V173H48ZM56 175H57V174H56ZM56 175H55V176H56ZM61 175H62V173H61ZM61 175H60V176H61ZM63 175H64V174H63ZM77 175H78V174H77ZM87 175H88V174H87ZM97 175H96V176H97ZM105 175H106V173H105ZM134 175H135V174H134ZM150 175H151V174H150ZM157 175H158V173H157ZM159 175H160V174H159ZM162 175H163V174H162ZM165 175L167 176V173H165ZM196 175H197V173H196ZM196 175H195V178H196ZM222 175H223V174H222ZM226 175H225V176H226ZM231 175H229V177H230ZM254 175H255V174H254ZM259 175H260V174H259ZM263 175H264V174H263ZM18 176H19V174H18ZM21 176H22V175H21ZM21 176H20V177H21ZM36 176H37V175H36ZM46 176H47V175H46ZM50 176H51V172H50ZM50 176H48V178H50ZM66 176H67V175H66ZM68 176H69V175H68ZM101 176H102V173H101V175L99 174V177H100V178H101ZM108 176H109V174H108ZM163 176H164V175H163ZM168 176H169V174H168ZM174 176H175V175H174ZM174 176H173V178H174ZM176 176H177V179H178V175H176ZM181 176H182V175H181ZM198 176H199V174H198ZM200 176H201V175H200ZM202 176H203V175H202ZM202 176H201V177H202ZM217 176H219V173L217 174ZM227 176H228V175H227ZM260 176H261V175H260ZM10 177H11V176H10ZM51 177H52V176H51ZM58 177H59V176H58ZM63 177H64V176H63ZM63 177H62V178H63ZM92 177H93V176H92ZM92 177H90V178H92ZM99 177H98V178H99ZM121 177H122V176H121ZM121 177H120V179H121ZM213 177H214V174H213V176H211V179H212ZM223 177H224V175H223ZM254 177H255V176H254ZM261 177H262V176H261ZM16 178H17V177H15V179H16ZM26 178H27V177H26ZM26 178H25V180L28 181ZM34 178L37 179V177H34V176H33V179H34ZM43 178H44V177H43ZM67 178H68V177H67ZM88 178H89V177H88ZM98 178H97V179H98ZM100 178H99L98 180H100ZM104 178H106V177H104ZM104 178H103V179H104ZM107 178H108V177H107ZM107 178H106V179H107ZM126 178H127V177H126ZM156 178H157V176H156ZM161 178H162V177H161ZM161 178H160V179H161ZM173 178H172V179H173ZM180 178H181V177H180ZM191 178H192V177H191ZM204 178H205V177H204ZM215 178H217V177L215 176ZM9 179H10V178H9ZM17 179H18V178H17ZM39 179H40V178H39ZM45 179H46V177H45ZM52 179H54V178H52ZM59 179H60V177L57 178V181H58ZM63 179H66V177H64ZM68 179H69V178H68ZM77 179L80 180V178H78V177H77ZM118 179H119V178H118ZM133 179H134V176H133ZM150 179H151V178H150ZM153 179H154V177H153ZM153 179H152V180H153ZM160 179H159V180H160ZM169 179H170V178H169ZM226 179H227V178H226ZM228 179H230V178H228ZM234 179H233V177H232V180H234ZM259 179H260V177H259ZM3 180H4V178H3L2 174L0 173V181L2 182ZM18 180H19V179H18ZM48 180H49V179H48ZM72 180H73V178H72ZM84 180H87V179L85 178ZM116 180H117V179H116ZM129 180H130V178H129ZM129 180H128V181H129ZM154 180H155V179H154ZM154 180H153V181H154ZM159 180H158V182H159ZM174 180H175V178H174ZM174 180H171V181L174 182ZM191 180H192V179H191ZM193 180H194V179H193ZM220 180H221V179H220ZM223 180H224V179H223ZM250 180H251V177H250ZM263 180H264V179H263ZM8 181H14V182H15L14 179L12 180V177H11V180H8ZM21 181H22V180H21ZM26 181H25V182H26ZM42 181H43V180H42ZM61 181H62V180H61ZM65 181H67V179H66ZM65 181H64V182H65ZM74 181H75V180H74ZM224 181L228 183V181H230V180H227V181L224 180ZM255 181H256V179H255ZM51 182H52V180H51ZM59 182H60V181H59ZM64 182H63V183H64ZM77 182H78V181H77ZM140 182H141V181H140ZM140 182H139V183H140ZM160 182H161V181H160ZM162 182H163V180H162ZM168 182H169V180H168ZM173 182H171V183H173ZM179 182H180V180H179ZM194 182H195V181H194ZM211 182H212V181H211ZM214 182H215V180H214ZM214 182H213V184H214ZM232 182H233V181H232ZM249 182H250V181H249ZM16 183H17V182H16ZM38 183H39V182H38ZM41 183H42V182H41ZM65 183H66V182H65ZM70 183H71V182H69L68 184L70 185ZM73 183H75V182H73ZM79 183H81V182H79ZM87 183H89V182H87ZM108 183H109V182H108ZM125 183H126V182H125ZM141 183H142V182H141ZM154 183H156V182H154ZM164 183H165V182H164ZM164 183H163V184H164ZM182 183H183V182H182ZM189 183H190V182H189ZM223 183H224V182H223ZM11 184H12V183H11ZM28 184H29V181H28ZM33 184H34V182H33ZM66 184H67V183H66ZM89 184H90V183H89ZM113 184H114V183H113ZM113 184H112V185H113ZM121 184H123V181H122ZM156 184H157V183H156ZM167 184H168V183H167ZM179 184H180V183H179ZM195 184H197V183H195ZM209 184H210V183H209ZM229 184L231 185V182H230ZM252 184H253V183H252ZM262 184H263V186H264V183H262ZM1 185H2V184H1ZM54 185H56V184H54ZM71 185H72V183H71ZM73 185H74V184H73ZM73 185H72V186H73ZM77 185H79V184L77 183ZM86 185H87V184H85V186H86ZM97 185H100V184H97ZM119 185H120V184H119ZM136 185H137V184H136ZM153 185H155V184H153ZM153 185L151 184L152 187H153ZM159 185H160V187H162L161 184H159ZM174 185H175V184H174ZM177 185H178V183H177ZM177 185H176V187H177ZM186 185H187V184H186ZM230 185H229V189H230ZM255 185H256V188L259 189V187H257V184H256V183H255L253 186H255ZM6 186H7V184H5V187H6ZM10 186H11V185H10ZM12 186L14 187V191H15V193H14V194H15V195H14V198H15V199H13V197L11 196L12 199L15 200V201H19V202H20V199H21V200L23 199L22 201L24 202V204H26L25 206H27V204L29 205V206H28L29 209H28V210H25V211L23 210V214H24V213H26V214L30 213V214H33V215H32V216H33L32 218H42V220H43V218H46V219L48 218V221H49V218H50L51 220L54 219L55 221H57V220H56V216H55V212H56V208H55L56 206H55V205H56V203H55V201H53V199H54L53 197H54V196H52L53 199H51V198L49 199V195H48V194H52V193L50 192L51 188H50L49 185H46V186L42 185L41 187L39 186V187H40V194H39V196H36V195L33 196V195L29 194V193L26 191V190H27V187H26L27 185L25 186V185H23V184H21V185H16V184H15V186H14V185H12ZM29 186H30V184H29ZM57 186H58V185H57ZM59 186H60V184H59ZM62 186H63V184H62ZM79 186H80V185H79ZM83 186H84V185H83ZM85 186H84V187H85ZM92 186H93V185H92ZM121 186H122V185H121ZM123 186H124V184H123ZM123 186H122V187H123ZM129 186H131V185H129ZM149 186H150V185H149ZM227 186H228V184H227ZM232 186H234V184H233ZM236 186H234V187H236ZM32 187H33V185H32ZM86 187H87V186H86ZM100 187H101L100 189H102V186H101V185H100ZM104 187H105V186H104ZM152 187H150V188H152ZM160 187H159V188H160ZM172 187H173V186H172ZM195 187H196V185H195ZM198 187H199V185H198ZM212 187H213V186H212ZM224 187H226V186H224ZM34 188H35V185H34ZM34 188H33V189H34ZM53 188H54V187H53ZM62 188H65V184H64V186H63ZM66 188H67V187H66ZM71 188H72V187H71ZM79 188H80V187H79ZM81 188H82V185H81ZM144 188H145V187H144ZM150 188H149V190H150ZM166 188H167V187H166ZM173 188H174V187H173ZM205 188H206V187H205ZM252 188H253V187H252ZM4 189H5V188H4ZM36 189H38V188H36ZM77 189H78V187H77ZM85 189H86V191H89V190H87V188H85ZM161 189H162V188H161ZM191 189H192V188H191ZM198 189H199V188H198ZM198 189H197V191H198ZM232 189H233V187H232ZM250 189H251V188H250ZM262 189H263V187H262ZM83 190H84V188H83ZM90 190H91V189H90ZM94 190H95V189H94ZM94 190H93V192H94ZM146 190H147V189H145V191H146ZM149 190H148V194H149ZM165 190H166V189H165ZM165 190H164V191H165ZM207 190H209V189H207ZM227 190H228V188H227ZM234 190H235V189H234ZM253 190H254V189H253ZM25 191H26L27 193H25ZM36 191H37V190H36ZM38 191H39V189H38ZM62 191H63V190H62ZM150 191H151V190H150ZM153 191H155V190H153ZM213 191H214V188H213ZM225 191H226V188H225ZM235 191H238V190H235ZM49 192H50V193H49ZM65 192H66V191H65ZM90 192H91V191H90ZM97 192H98V191H97ZM102 192H103V189H102ZM106 192H107V191H106ZM123 192H124V191H123ZM132 192H133V191H132ZM166 192H168V189H167ZM179 192H180V191H179ZM183 192H184V191H183ZM198 192H199V191H198ZM249 192H250V191H249ZM0 193H1V192H0ZM62 193H63V192H62ZM73 193H74V192H73ZM77 193H78V191H77ZM82 193H83V192H82ZM87 193H88V192H87ZM98 193L100 194V192H98ZM156 193H157V191H156ZM158 193H159V191H158ZM174 193H175V192H174ZM177 193H178V190H177ZM185 193H186V191H185ZM187 193H188V190H187ZM187 193H186V194H187ZM189 193H190V192H189ZM199 193H200V192H199ZM201 193H202V192H201ZM211 193H212V191H211ZM213 193L215 194V192H213ZM213 193H212V194H213ZM220 193H221V192H220ZM227 193L229 194V191H228ZM233 193H234V192H233ZM250 193L252 194V192H250ZM34 194H35V192H34ZM80 194H81V193H80ZM85 194H86V193H85ZM105 194H106V193H105ZM124 194H126V192H125ZM166 194H167V193H166ZM181 194H182V191H181ZM190 194H192V192H191ZM194 194H196V192H195ZM222 194H223V193H222ZM256 194H258V193H256ZM5 195H7V193H6ZM53 195H54V194H53ZM62 195H63V194H62ZM62 195H58V196L62 197ZM86 195H87V194H86ZM142 195H143V194H142ZM142 195H141V196H142ZM157 195H158V194H157ZM176 195H177V194H176ZM207 195H208V194H207ZM215 195H216V194H215ZM217 195H218V194H217ZM217 195H216V198H217ZM64 196H65V195H64ZM66 196H67V195H66ZM80 196H82V195H80ZM88 196H89V195H88ZM108 196H109V195H108ZM117 196H118V195H117ZM133 196H134V195H133ZM144 196H145V195H144ZM144 196H143V197H144ZM174 196H175V195H174ZM186 196H187V195H186ZM209 196L211 197L210 192H209ZM209 196H208V197H209ZM257 196H258V195H257ZM119 197H121V195H120ZM151 197H152V196H151ZM161 197H162V196H161ZM183 197H184V196H183ZM187 197H188V196H187ZM202 197H203V196H202ZM204 197H205V196H204ZM210 197H209V199H210ZM219 197H220V196H219ZM219 197H218V200H219ZM222 197H223V195H222ZM233 197H234V194H233ZM233 197H232V199H233ZM9 198H10V197H9ZM42 198L48 200V205H47L48 208H46V209H44V210H39V211H37L36 209L38 208V206L35 207V208H34L33 206H35L34 204H35L37 201L40 202V199H42ZM69 198H70V197H68V200H69ZM88 198H89V197H88ZM88 198H87V200H88ZM166 198H167V196H166ZM179 198H180V196H179ZM179 198H178V199H179ZM191 198H192V196H191ZM199 198H200V196H199ZM206 198H207V197H206ZM237 198H238V197H237ZM237 198H236V199H237ZM239 198H240V197H239ZM251 198H252V197H251ZM56 199H57V197H56ZM75 199H76V198H75ZM119 199H120V198H119ZM150 199H151V198H150ZM209 199H208V200H209ZM241 199H242V198H241ZM13 200H12V203H13ZM70 200H71V199H70ZM72 200H73V199H72ZM89 200H90V199H89ZM89 200H88V201L85 200V201H86V202H89ZM98 200H99V199H98ZM194 200H196L195 197H194ZM197 200H198V199H197ZM202 200H203V199H202ZM210 200H211V199H210ZM210 200H209V203H211ZM215 200H217V199H215ZM218 200H217V203H218ZM228 200H230V199H228ZM245 200H246V199H245ZM2 201H3V200H2ZM60 201H61V200H60ZM74 201H75V200H74ZM92 201H93V200H92ZM92 201H91V203H92ZM199 201H200V200H199ZM220 201H221V199H220ZM9 202H11V200H10ZM9 202H7V203L9 204ZM58 202H59V201H58ZM62 202H63V198H62ZM139 202H141V201H139ZM203 202H204V201H203ZM213 202H216V201L213 200ZM1 203L4 204V201L1 202ZM12 203H11V204H12ZM17 203H18V202H17ZM109 203H110V202H109ZM118 203H119V201H118L116 204H118ZM161 203H162V202H161ZM164 203H165V202H164ZM193 203H194V202H192V204H193ZM199 203H201V201H200ZM230 203H231V202H230ZM243 203H244V202H243ZM255 203H256V201H255ZM8 204H7L6 207H8ZM21 204H22V203H21ZM31 204H32V205H31ZM84 204H85V203H84ZM138 204H139V203H138ZM145 204H146V203H145ZM150 204H151V203H150ZM178 204H179V203H177V206H178ZM192 204H191V205H192ZM201 204H203V203H201ZM211 204H212V203H211ZM253 204H254V202H253ZM18 205H19V204H18ZM30 205H31V207H33L34 209H33V208L30 209ZM65 205H66V203H65ZM71 205H72V204H71ZM93 205H94V201H93ZM189 205H190V204H189ZM191 205H190V206H191ZM197 205H198V204H197ZM213 205H214V204H213ZM223 205H224V204H223ZM228 205H229V204H228ZM241 205H242V204H241ZM241 205H240V206H241ZM244 205H245V204H244ZM250 205H251V204H250ZM250 205H249V206H250ZM9 206H11V205H9ZM23 206H24V205H23ZM23 206H22V207H23ZM25 206H24V207H25ZM57 206H59V204H58ZM75 206H76V205H75ZM98 206H99V204H98ZM106 206H107V205H106ZM136 206H137V205H136ZM143 206H144V204H143ZM193 206H194V205H192V207H193ZM195 206H196V204H195ZM211 206H212V205H211ZM214 206H216V204H215ZM0 207H1V206H0ZM18 207H19V206H17V208H18ZM22 207H21V208H22ZM62 207H63V206H62ZM72 207H73V206H72ZM76 207H77V206H76ZM76 207H74V208H76ZM116 207H117V205H116ZM116 207H114V208H116ZM157 207H158V206H157ZM167 207H168V205H167ZM183 207H185V206H183ZM192 207H190V208H192ZM236 207H237V206H236ZM3 208H4V207H3ZM10 208H11V207H10ZM14 208H15V206H14ZM17 208H16V209H17ZM25 208H27V207H25ZM54 208H55V209H54ZM64 208H65V206H64ZM64 208H63V209H64ZM66 208H67V205H66ZM77 208H78V207H77ZM83 208H84V206H83ZM114 208H112V209H114ZM135 208H136V207H135ZM177 208H178V207H177ZM180 208H181V207H180ZM188 208H189V207H187V209H188ZM190 208H189L188 210H190ZM213 208H214V207H212V209H213ZM215 208H216V207H215ZM215 208H214V210H215ZM218 208H219V207H218ZM238 208H239V207H238ZM247 208H248V207H247ZM250 208H251V207H250ZM250 208H249V209H250ZM1 209H2V208H1ZM22 209H23V208H22ZM41 209H42V208H41ZM57 209H59V208H57ZM161 209H162V207H161ZM174 209H176V206H175ZM174 209H173V210H174ZM182 209H184V208H182ZM198 209H199V208H198ZM220 209H221V207H220ZM228 209H229V208H228ZM228 209H227V210H228ZM230 209H231V208H230ZM258 209H260V208H258ZM64 210H65V209H64ZM72 210H73V209H72ZM131 210L133 211V209H131ZM163 210H164V209H163ZM246 210H247V209H246ZM255 210H256V208H255ZM8 211H9V208H8ZM32 211H34V213H32ZM68 211H69V210H67L66 212H68ZM76 211H77V210H76ZM157 211H158V210H157ZM180 211H181V209H180ZM212 211H213V210H212ZM216 211H217V209H216ZM216 211H215V212H216ZM218 211H219V209H218ZM221 211H222V213H223L224 210H221ZM236 211H237V210H235V212H236ZM238 211H239V210H238ZM0 212H1V210H0ZM16 212H17V211H16ZM58 212H59V213H62V211H58ZM66 212L64 211V214H65ZM184 212H185V211H184ZM184 212H182V213L184 214ZM209 212H210V211H208V213H209ZM227 212H228V211H227ZM239 212H241V211H239ZM251 212H252V211H251ZM259 212H260V211H259ZM2 213H4V212H2ZM71 213H72V212H71ZM76 213H77V212H76ZM76 213H75V215H76ZM96 213H97V212H96ZM127 213H128V212H127ZM127 213H126V214H127ZM132 213H133V212H132ZM141 213H142V212H141ZM169 213H170V212H169ZM174 213H175V216L179 214V213H176V211H174ZM199 213H200V212H199ZM213 213H214V211H213ZM220 213H221V212H220ZM225 213H226V212H225ZM245 213H246V211H245ZM249 213H250V211H249ZM256 213H257V212H256ZM9 214H10V213H9ZM19 214H20V213H19ZM62 214H63V213H62ZM123 214H125V213L120 214V217H121L122 219H123V217L125 216V215H124V216L122 217L121 215H123ZM190 214H193V213H190ZM216 214H217V213H216ZM216 214H215V217H216ZM243 214H244V212H243ZM254 214H255V213H253V215H254ZM0 215H1V214H0ZM15 215H16V214H14L13 217L18 218V217L15 216ZM56 215H57V219H58L59 215H58V214H56ZM71 215H72V214H71ZM101 215H102V213H101ZM144 215H145V214H144ZM144 215H143V216H144ZM159 215H160V214H159ZM164 215H165V214H164ZM207 215H208V214H207ZM240 215H242V214L240 213ZM1 216H2V215H1ZM1 216H0V217H1ZM6 216H7V215H6ZM19 216H20V218H22L21 214H20ZM73 216H74V213H73ZM73 216H72V217H73ZM148 216H149V214H148ZM161 216H162V214H161ZM202 216H203V214H202ZM254 216H255V215H254ZM11 217H12V215H11ZM13 217H12V218H13ZM28 217H30V216H28ZM28 217H27V218H28ZM68 217H69V214H68ZM92 217H93V216H92ZM115 217H116V216H115ZM149 217H150V216H149ZM151 217H152V216H151ZM169 217H170V216H169ZM191 217H192V216H191ZM211 217H212V215H211ZM226 217H227V215H226ZM27 218H26V221H28ZM32 218H31V219H32ZM116 218L118 219V216H117ZM116 218H115V219L112 218V220L115 221ZM170 218H171V217H170ZM184 218H185V217H184ZM207 218H208V217H207ZM213 218H214V216H213ZM220 218H221V217H220ZM222 218H223V217H222ZM232 218H233V217H232ZM239 218H240V217H239ZM243 218H244V217H243ZM243 218H242V219H243ZM248 218H249V217L247 216V219H248ZM254 218H255V217H253L252 219H254ZM28 219H29V218H28ZM99 219H100V218H99ZM148 219H149V218H148ZM162 219H163V218H162ZM164 219H165V218H164ZM171 219H173V218H171ZM227 219H228V218H227ZM242 219H241V220H242ZM250 219H251V218H250ZM29 220H30V219H29ZM35 220H36V219H35ZM51 220H50V221H51ZM70 220H71V218H70ZM72 220H73V219H72ZM80 220H81V219H80ZM104 220H105V219H104ZM130 220H132V217H131ZM146 220H147V219H146ZM219 220H220V219H219ZM222 220H226V218H223ZM241 220H239V221L241 222ZM255 220H256V219H255ZM8 221H12V220L9 219ZM33 221H34V220H33ZM36 221L38 222V220H36ZM40 221H41V220H40ZM40 221H39V222H40ZM61 221H62V220H61ZM75 221H76V219H75ZM102 221H103V220H102ZM110 221H111V220H110ZM114 221H113V222H114ZM116 221H118V220H116ZM119 221H121V220H119ZM123 221H124V220H123ZM165 221H166V220H165ZM178 221H179V220H178ZM209 221H210V220H209ZM228 221H229V220H228ZM248 221H249V219H248ZM1 222H2V220H1ZM3 222H4V220H3ZM22 222H23V221H22ZM28 222H29V221H28ZM41 222H42V221H41ZM43 222H44V220H43ZM51 222H52V221H51ZM71 222H72V221H71ZM86 222H87V220H86ZM95 222H96V221H95ZM111 222H112V221H111ZM171 222H172V220H171ZM216 222H217V221H216ZM240 222H239V223H240ZM244 222H246V220H244ZM6 223H7V220H6ZM20 223H21V222H20ZM31 223H34V222H31ZM65 223H66V222H65ZM117 223H118V222H117ZM121 223H122V221H121ZM125 223H126V222H125ZM144 223H145V222H144ZM148 223H149V222H148ZM156 223H157V222H156ZM179 223H180V222H179ZM182 223H183V222H182ZM260 223H263V221L260 222ZM68 224H69V223H68ZM71 224H72V223H71ZM102 224H103V222H102ZM129 224H130V222H129ZM135 224H136V223H135ZM159 224H160V223H159ZM24 225H25V224H24ZM26 225H28V224H26ZM26 225H25V227H26ZM35 225H36V224H35ZM45 225L48 226L47 223H46V224H45V223L43 224V226H45ZM96 225H97V224H96ZM124 225H125V224H124ZM131 225H132V224H131ZM142 225H143V224H142ZM162 225H163V224H162ZM171 225H172V223H171ZM179 225H180V224H179ZM32 226H33V225H32ZM90 226H92V225H90ZM99 226H100V225H99ZM109 226H110V224H109ZM109 226H108V228H109ZM113 226H114V225H113ZM115 226H116V225H115ZM216 226H217V225H216ZM256 226H257V225H256ZM256 226H255V227H256ZM263 226H264V225H263ZM27 227H28V226H27ZM27 227H26V228H27ZM30 227H31V226H30ZM37 227H38V226H37ZM57 227H58V226H57ZM136 227H137V226H136ZM138 227H139V226H138ZM257 227H259V225H258ZM257 227H256V228H257ZM3 228H4V226H3ZM5 228H6V227H5ZM11 228H12V227H10L9 229L11 230ZM31 228H32V227H31ZM39 228H40V227H39ZM39 228H37V229H39ZM41 228H42V227H41ZM104 228L108 229L107 226L104 227ZM123 228H125V227H123ZM150 228H151V227H150ZM197 228H198V227H197ZM202 228H203V226H202ZM221 228H222V226H221ZM261 228H262V227H261ZM13 229H16V228H13ZM174 229H175V227H174ZM219 229H220V227H219ZM262 229H263V228H262ZM6 230L8 231V226H7V229H6ZM23 230H24V229H23ZM28 230H29V229H28ZM34 230H36V229L34 228ZM48 230H49V228H48ZM100 230H101V229H100ZM100 230H99V231H100ZM112 230H113V228H112ZM131 230H132V229H131ZM138 230H141V229H138ZM176 230H177V229H176ZM189 230H190V229H189ZM203 230H204V229H203ZM18 231H19V230H18ZM18 231H17V232H18ZM55 231H56V230H55ZM251 231H252V230H251ZM257 231H259V230L257 229ZM261 231H263V230H261ZM0 232H2V231H0ZM21 232H22V231H21ZM31 232H32V230H31ZM36 232H37V231H36ZM96 232H97V231H96ZM189 232H190V231H189ZM2 233H3V232H2ZM13 233H14V232H13ZM15 233H16V232H15ZM15 233H14V234H15ZM19 233H20V232H19ZM43 233H44V232H43ZM47 233L49 234V232H47ZM259 233H260V232H259ZM28 234H29V233H28ZM28 234H27V235H28ZM159 234H161V233H159ZM229 234H230V233H229ZM231 234H232V232H231ZM244 234H245V232H244ZM1 235H2V234H1ZM8 235H9V234H8ZM16 235H17V234H16ZM24 235H25V234H24ZM24 235L22 234V236H24ZM59 235H61V234H59ZM104 235H105V234H104ZM111 235H112V234H111ZM111 235H110V237H111ZM131 235H132V234H131ZM149 235H150V233H149ZM187 235H188V233H187ZM236 235H237V234H236ZM250 235H251V232H250ZM3 236H4V235H3ZM13 236H14V235H13ZM25 236H26V235H25ZM25 236H24V237H25ZM38 236H39V235H38ZM50 236H51V235H50ZM92 236H93V234H92ZM92 236H91V238H92ZM124 236H125V235H124ZM160 236H161V235H160ZM5 237H6V236H5ZM15 237H16V236H15ZM114 237H115V235H114ZM173 237H174V235H173ZM25 238H26V237H25ZM29 238H30V237H28V243L30 242V241H29ZM91 238H90V239H91ZM107 238H108V236H107ZM123 238H124V237H123ZM131 238H132V236H131ZM142 238H144V237H142ZM8 239H9V238H8ZM8 239H7V240H8ZM10 239H11V238H10ZM109 239H110V238H109ZM242 239H243V238H242ZM0 240H1V236H0ZM2 240H3V237H2ZM5 240H6V239H5ZM100 240H101V239H100ZM8 241H9V244H10V241H11V240H8ZM14 241H15V240H14ZM34 241H35V240H34ZM107 241H108V240H107ZM119 241H120V240H119ZM133 241H134V240H133ZM133 241H132V242H133ZM257 241H258V240H257ZM6 242H7V241H6ZM11 242H12V241H11ZM22 242H23V238H22ZM132 242H131V243H132ZM138 242H139V240H138ZM138 242H137V243H138ZM158 242H159V241H158ZM13 243H14V242H13ZM32 243H33V241H32ZM113 243H114V241H113ZM154 243H155V242H154ZM167 243H168V242H167ZM3 244H5V242H2V243H1V245H3ZM15 244H16V242H15ZM17 244H18V243H17ZM135 244H136V243H135ZM231 244H232V243H231ZM231 244H230V245H231ZM128 245L131 246V244H128ZM136 245H137V244H136ZM263 245H264V244H263ZM263 245H262V246H263ZM7 246H9V245H7V243H6V247H7ZM14 246H15V245H14ZM18 246H19V245H17V247H18ZM132 246H133V245H132ZM158 246H159V245H158ZM205 246H207V243L205 244ZM205 246H204V247H205ZM0 247H1V246H0ZM20 247H21V246H20ZM22 247H23V246H22ZM101 247H102V245H101ZM103 247H105V246H103ZM124 247L126 248V246H124ZM168 247H169V246H168ZM175 247H176V246H175ZM185 247H186V246H185ZM236 247H237V246H236ZM250 247H251V246H250ZM255 247H256V245H255ZM263 247H264V246H263ZM2 248H3V247H2ZM14 248H15V247H14ZM14 248H12V249H14ZM113 248H114V247H113ZM119 248H122V247H119ZM129 248H130V247H129ZM143 248H144V247H143ZM143 248H142V249H143ZM7 249H10V248L8 247ZM39 249H40V247H39ZM83 249H84V248H83ZM96 249H97V248H96ZM110 249H111V248H110ZM241 249H242V248H241ZM247 249H248V248H247ZM14 250H15V249H14ZM17 250H18V248L16 249V251H17ZM41 250H42V249H41ZM108 250H109V249H108ZM122 250H123V249H122ZM122 250H121V251H122ZM126 250H128V249L126 248ZM136 250H137V248H136ZM136 250H135V251H136ZM165 250H166V249H165ZM169 250H170V249H169ZM189 250H190V249H189ZM244 250H245V249H244ZM96 251H97V250H96ZM112 251H113V250H112ZM121 251H119V252H121ZM143 251H144V250H143ZM166 251H167V250H166ZM198 251H199V250H198ZM198 251H197V252H198ZM250 251H251V253H252V250H251V249H250ZM256 251H258V250H256ZM1 252H2V249H1ZM5 252H6V251H5ZM5 252L3 251V253H5ZM7 252H8V251H7ZM9 252H10V251H9ZM34 252H35V251H34ZM86 252H87V251H86ZM117 252H118V251H117ZM131 252H133V250H131ZM131 252H130V251H127V253H130V254H131ZM162 252H164V250H163ZM182 252H183V251H182ZM185 252H186V250H185ZM245 252H246V250H245ZM253 252H254V251H253ZM259 252H260V251H259ZM15 253H16V252H15ZM89 253H90V252H89ZM111 253H112V252H111ZM111 253H110V255H111ZM114 253H115V252H114ZM114 253H113V254H114ZM138 253H139V252H138ZM143 253H144V252H143ZM170 253H171V252H170ZM183 253H184V252H183ZM183 253H181V254H183ZM186 253H187V252H186ZM189 253H190V252H189ZM189 253H187V254H189ZM255 253H256V252H254V254H255ZM5 254H6V253H5ZM5 254H4V255H5ZM10 254H12V253H10ZM16 254H18V253H16ZM16 254H15V255H16ZM87 254H88V253H87ZM87 254H86V255H87ZM145 254H146V253H145ZM181 254H179V255H181ZM218 254H219L220 256H222V255H223V250H220V251L218 252ZM83 255H84V254H83ZM86 255H84V256H86ZM99 255H100V254H99ZM190 255L192 256L193 253L190 254ZM194 255H195V253H194ZM229 255H230V254H229ZM243 255H244V253H243ZM258 255H259V253H258ZM5 256H6V255H5ZM32 256H33V253H32ZM88 256H89V255H88ZM97 256H98V255H97ZM176 256H177V255H176ZM183 256H184V255H183ZM211 256H212V255H211ZM245 256L247 257V255H245ZM245 256H244V258H245ZM6 257H7V256H6ZM44 257H45V256H44ZM79 257H82V256H79ZM79 257H78V258H79ZM104 257H105V256H104ZM118 257L120 258L119 255H118ZM186 257H187V256H186ZM188 257H190V256H188ZM241 257H242V256H241ZM8 258H9V257H8ZM96 258H97V257H95L94 260H96ZM258 258H259V257H258ZM262 258H263V257H262ZM75 259H76V257H75ZM100 259H101V258H100ZM116 259H117V258H116ZM134 259H135V258H134ZM177 259H178V258H177ZM193 259H194V258H193ZM7 260H8V259H7ZM83 260H84V259H83ZM83 260H82V261H83ZM94 260H93V261H94ZM112 260H114V259H112ZM174 260H175V258H174ZM198 260H199V259H198ZM221 260H222V259H221ZM263 260H264V259H263ZM5 261H6V260H5ZM76 261H77V259L75 260V263H74V264H78V263H79L78 261H77L78 263H76ZM258 261H259V259H258ZM6 262H7V261H6ZM83 262H84V261H83ZM96 262H97V261H96ZM98 262H99V261H98ZM107 262H108V261H107ZM162 262H163V261H162ZM219 262H220V261H219ZM241 262H243V261L241 260ZM253 262H255V261H253ZM262 262H263V261H262ZM158 263H159V262H158ZM158 263H157V264H158ZM163 263H164V262H163ZM177 263H178V262H177ZM221 263H222V262H221ZM234 263H235V262H234ZM8 264H9V263H8ZM66 264H67V263H66ZM70 264H72V263H70ZM96 264H97V263H96ZM164 264H165V263H164ZM191 264H192V263H191ZM204 264H205V263H204ZM227 264H228V263H227ZM252 264H253V263H252Z\"/></svg>",
  "mask_w": 264,
  "mask_h": 264
}]
</instances>
